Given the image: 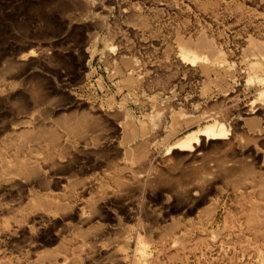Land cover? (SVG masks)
I'll return each mask as SVG.
<instances>
[{"label": "bare ground", "instance_id": "6f19581e", "mask_svg": "<svg viewBox=\"0 0 264 264\" xmlns=\"http://www.w3.org/2000/svg\"><path fill=\"white\" fill-rule=\"evenodd\" d=\"M3 1V0H2ZM1 1V2H2ZM20 1V0H18ZM24 1V0H23ZM99 1V0H98ZM129 1V0H128ZM131 1V0H130ZM149 2H152L154 0H148ZM146 1V2H148ZM158 3L159 2H163L165 3L164 6H167V2L166 0H157ZM156 1V2H157ZM175 1H178V0H175ZM187 1V0H186ZM189 1V0H188ZM202 1V0H201ZM200 1V3H202ZM214 1V0H213ZM250 1V0H248ZM248 1H246L245 3H247ZM17 2V1H16ZM36 1H34L35 3ZM38 2V1H37ZM43 2L40 1V3ZM50 2V1H49ZM55 2V1H54ZM57 3L55 4H63V6L65 5L66 8L70 9L71 10H80L81 11H89V10H94V9H97L98 7L96 6V4L94 3L93 0H57L56 1ZM106 2V0H105ZM136 2H138L136 0ZM141 2V1H140ZM192 2V1H191ZM206 2V1H205ZM219 0L216 2L218 4ZM242 2V1H240ZM244 2V0H243ZM252 2V1H251ZM255 2H259V1H255ZM264 3V0L262 1ZM11 3V2H9ZM21 3V6H22V2ZM19 3V4H20ZM24 4L26 2H23ZM27 3L28 0H27ZM46 2H44V5H45ZM52 3V1H51ZM120 3V2H119ZM125 3V1H124ZM128 3V2H126ZM132 3V2H131ZM203 3H204V0H203ZM208 3H210V1H208ZM207 3V4H208ZM215 3V4H216ZM220 3V2H219ZM223 3V2H222ZM221 3V4H222ZM6 4V2H5ZM16 4V3H15ZM38 4V3H37ZM117 4V3H116ZM143 4V2H142ZM150 4V3H149ZM179 4V3H178ZM191 4V3H190ZM195 4V3H194ZM193 4V6H194ZM213 5V3H211ZM210 4V5H211ZM231 4V3H229ZM240 4V3H239ZM237 4L238 6H241ZM255 4V3H254ZM253 4V5H254ZM3 5H4V2H3ZM17 5V4H16ZM40 5V4H39ZM105 5V4H104ZM119 5V4H118ZM128 5V4H127ZM130 5V3H129ZM176 5V3H175ZM198 5V3H197ZM204 5V4H203ZM210 5L208 7H210ZM223 5V4H222ZM249 5V4H248ZM260 5V4H259ZM1 6V5H0ZM28 7V5H26ZM38 6V5H37ZM51 6V4H50ZM58 6V5H57ZM62 6V5H61ZM107 6V5H106ZM124 6V4H123ZM137 6L138 4L134 2L133 6L131 7V9L129 11L125 10L124 13L125 14H128V15H125V16H130L131 17V20H132V24L134 25L133 27L135 28H145L148 26L147 23H149L147 21L146 23V20H144L142 17H140V13L137 11ZM221 6V5H220ZM246 6V5H245ZM5 7V6H2V8ZM9 7V5H8ZM8 7H6V9H8ZM17 7V6H16ZM36 7V5H34V8ZM41 7V6H40ZM43 7V6H42ZM52 7V6H51ZM99 7L101 8L102 6L99 5ZM108 7V6H107ZM119 7V6H118ZM127 7V6H125ZM231 7V6H230ZM237 7V6H236ZM248 7V6H247ZM15 8V7H14ZM26 8V7H25ZM25 8L23 10H25ZM30 8V7H29ZM29 8H26V9H29ZM44 8V7H43ZM49 8V7H48ZM65 8V9H66ZM99 8V9H100ZM124 8V7H123ZM161 8V7H160ZM180 8V7H179ZM215 8V7H213ZM221 8V7H220ZM251 8V7H250ZM249 8V10H250ZM264 8V7H262ZM1 9V8H0ZM32 9V8H31ZM54 9V8H53ZM64 9V10H65ZM105 9V8H104ZM103 9V10H104ZM118 9V8H117ZM121 9V8H120ZM119 9V10H120ZM197 9V8H196ZM200 9V8H199ZM212 9V8H211ZM210 9V10H211ZM228 9V7H227ZM233 9V8H232ZM239 9V8H236L235 11ZM257 9V8H256ZM9 10V9H8ZM45 11V9H43ZM57 10V9H56ZM101 10V9H100ZM99 10V11H100ZM107 10V9H106ZM145 10V9H144ZM213 10V9H212ZM220 10V9H219ZM226 10V9H225ZM253 10V9H252ZM251 10V11H252ZM16 11V10H15ZM18 11V10H17ZM29 11V10H28ZM41 11V10H40ZM38 11V12H40ZM50 11V8L49 10ZM55 11V10H53ZM69 11V10H67ZM109 12V10H107ZM197 11V10H196ZM204 11H207V10H204ZM209 11V10H208ZM218 11V10H217ZM227 11V10H226ZM229 11H232V10H229ZM228 11V13H229ZM239 11V10H238ZM249 12L250 13H254V12ZM253 11H257V10H253ZM3 12V11H2ZM19 12V11H18ZM72 12V11H70ZM69 12V13H70ZM82 12V13H83ZM104 12V11H103ZM106 12V11H105ZM198 13H200V11H197ZM220 12V11H219ZM233 12V11H232ZM240 12V11H239ZM243 12V11H242ZM7 13V11H6ZM12 13V12H11ZM31 13H34V12H31ZM37 13V12H36ZM36 13H34L35 15H37ZM53 13V12H52ZM87 13V12H86ZM148 13V12H147ZM202 13V12H201ZM200 13V14H201ZM227 13V14H228ZM231 13V12H230ZM229 13V14H230ZM237 13V12H236ZM248 13V11H247ZM262 13V12H261ZM2 14V13H1ZM8 14V13H7ZM27 14V13H26ZM30 13H28L29 15ZM57 14V13H56ZM89 14V13H88ZM96 14V13H95ZM94 14V15H95ZM104 14V13H103ZM163 14V13H162ZM161 14V15H162ZM168 14V12H167ZM216 14V13H215ZM226 14V13H225ZM240 14V13H239ZM248 14V16H250ZM5 15V14H4ZM9 15V18L11 17L10 14ZM52 15V14H51ZM66 15V13H65ZM76 15V14H75ZM79 15V14H78ZM77 15V16H78ZM93 15V13L91 14ZM102 15V14H100ZM106 15V14H104ZM120 15V14H119ZM142 15V14H141ZM170 15V14H169ZM175 15V14H174ZM223 15V14H221ZM234 15H237V14H234ZM255 15V13H254ZM263 15V14H261ZM3 16V15H2ZM20 16V15H18ZM22 16V15H21ZM19 19H22L24 16H26L25 14L22 16V18ZM31 16V15H30ZM49 16V15H48ZM55 16V15H54ZM62 16V15H60ZM69 16V15H68ZM73 16V15H72ZM71 16V17H72ZM86 16V15H85ZM88 16V15H87ZM96 16V15H95ZM148 15H146V18ZM176 16V15H175ZM202 16V15H201ZM207 16V15H206ZM210 16V14H209ZM225 16V15H224ZM231 16V15H230ZM240 16V15H239ZM238 16V17H239ZM243 16H245L243 14ZM1 17V16H0ZM6 17V16H5ZM13 17H16V16H13ZM37 17V16H35ZM39 17V15H38ZM41 17V15H40ZM44 17L47 18V16L44 15ZM50 17V16H49ZM57 17V16H56ZM55 17V18H56ZM69 16V18H71ZM93 17V16H92ZM117 17V16H116ZM115 17V18H116ZM122 17V16H121ZM145 17V16H144ZM183 17V16H182ZM203 17V16H202ZM220 17V16H219ZM229 17V16H228ZM232 17V16H231ZM260 17V15H259ZM2 18V17H1ZM8 18V17H7ZM18 19V17H16ZM58 18V17H57ZM64 18V17H63ZM75 18V17H74ZM72 18V19H74ZM85 18V17H84ZM109 18V17H108ZM113 18V17H112ZM124 18V17H123ZM126 18V17H125ZM165 18V17H164ZM168 18L171 19V17L169 16ZM176 18V17H175ZM199 18V17H198ZM230 18V17H229ZM228 18V19H229ZM250 18V17H248ZM253 19V16L251 17ZM250 18V19H251ZM264 18V16L262 17ZM4 19V18H3ZM28 19V18H27ZM34 19V18H33ZM38 19V18H37ZM48 19V18H47ZM62 19V18H61ZM65 19V18H64ZM62 19V20H64ZM80 21H83V17L82 18H78ZM96 19V18H95ZM104 19V18H102ZM107 19V18H106ZM118 19V17H117ZM121 19V18H120ZM149 19V18H148ZM169 19V20H170ZM174 19V17H173ZM203 19V18H202ZM210 19V18H208ZM221 19H224V18H221ZM220 19V20H221ZM232 19V18H231ZM239 19V18H238ZM244 19V18H243ZM247 19V18H246ZM251 19V20H252ZM5 20V19H4ZM31 20V19H30ZM39 20V19H38ZM42 20V19H41ZM44 20V19H43ZM42 20V22H43ZM59 20V18H58ZM69 20V19H68ZM87 20V19H86ZM90 20V19H89ZM112 20V19H111ZM119 20V19H118ZM126 20V19H124ZM123 20V21H124ZM156 20V19H155ZM166 20V19H165ZM164 20V22H165ZM183 20V19H182ZM186 20V19H185ZM197 20V19H196ZM199 20V19H198ZM205 20V19H203ZM234 20V19H233ZM236 20V19H235ZM234 20V21H235ZM240 20V19H239ZM241 20H242V17H241ZM240 20V22H241ZM248 20V19H247ZM246 20V23L248 24ZM263 20V19H262ZM9 21V20H8ZM11 21V20H10ZM9 21V22H10ZM28 21V20H27ZM37 21V20H36ZM35 21V22H36ZM51 21H52V18H51ZM57 21V20H56ZM73 20H71L72 22ZM75 21V20H74ZM79 21V22H80ZM102 21V20H101ZM107 21V20H106ZM113 21V20H112ZM129 21V20H128ZM168 21V20H167ZM175 21V20H174ZM173 21V22H174ZM215 21V20H214ZM223 21V20H222ZM230 21V20H228ZM237 21V20H236ZM255 21V20H253ZM252 21V22H253ZM260 21V20H259ZM258 21V22H259ZM6 22V21H5ZM15 22V21H14ZM17 22V21H16ZM25 22V20L23 21ZM29 22V21H28ZM26 22V23H28ZM34 22V20H33ZM38 22V21H37ZM45 22H46V19H45ZM65 22L67 21H64V24ZM77 22V21H76ZM84 22V21H83ZM90 22V21H89ZM104 22V21H103ZM102 22V23H103ZM110 22V21H109ZM130 22V21H129ZM181 22V21H180ZM195 22V21H194ZM200 22V20H199ZM198 22V23H199ZM207 22V21H205ZM212 22V21H211ZM218 22V21H217ZM220 22V21H219ZM218 22V23H219ZM226 23V21H224ZM245 23V21H243ZM242 22V23H243ZM257 22V21H256ZM4 23V22H3ZM2 23V24H3ZM7 23V22H6ZM5 23V24H6ZM19 23H22V22H19ZM31 23V22H30ZM40 23V22H39ZM50 22L48 21V24ZM55 22H53L54 24ZM61 23V22H60ZM69 23V22H68ZM78 23V22H77ZM82 23V22H81ZM98 23V22H97ZM101 22H99L98 25H100ZM106 23V22H105ZM151 23V22H150ZM153 23V22H152ZM157 23H160V22H157ZM167 23V22H166ZM168 23H171L170 21ZM177 23V22H176ZM179 23V21H178ZM197 23V22H196ZM197 23V24H198ZM201 23V22H200ZM209 23V22H208ZM216 23V22H214ZM13 24V23H12ZM18 24V23H17ZM25 24V23H24ZM35 24V23H34ZM33 24V25H34ZM87 24V23H86ZM117 24V23H115ZM123 24V23H122ZM125 24V23H124ZM128 24V23H127ZM161 24V23H160ZM165 24V23H164ZM185 24V23H184ZM187 24V23H186ZM191 24V23H190ZM224 24V23H223ZM231 24V23H230ZM256 24V23H255ZM253 24V26L255 25ZM262 24V23H261ZM20 25V24H19ZM22 25V24H21ZM26 25V24H25ZM28 25V24H27ZM26 25V26H27ZM31 25V24H30ZM32 25V26H33ZM47 24L44 25V27L46 26ZM58 25H61V24H56V27ZM63 25V24H62ZM69 25V24H68ZM80 25V24H79ZM97 25V26H98ZM163 25V24H162ZM165 25H168V24H165ZM164 25V26H165ZM169 25H172L169 24ZM178 25V24H177ZM183 25V24H182ZM203 25V24H202ZM207 25V24H206ZM227 25V24H226ZM241 25V24H240ZM251 25V24H250ZM257 25V24H256ZM2 26V25H1ZM7 26V25H6ZM15 26V25H14ZM29 26V25H28ZM35 26V25H34ZM53 26V25H52ZM51 26V27H52ZM84 26V25H83ZM87 26V25H85ZM84 26V27H85ZM89 26V24H88ZM104 26V25H103ZM113 26H114V23H113ZM124 26V25H123ZM153 26V25H151ZM157 26V25H156ZM179 26V25H178ZM197 26V25H196ZM205 26V25H204ZM233 26V24H232ZM246 26V25H245ZM260 26V25H258ZM25 27V26H24ZM30 27V26H29ZM43 27V28H44ZM47 27V26H46ZM59 27V26H58ZM78 27V26H77ZM75 26V28H77ZM82 27V26H81ZM81 27H80V31H81ZM83 27V28H84ZM95 27V26H94ZM122 27V26H121ZM127 27V26H126ZM160 27V26H159ZM162 27V26H161ZM166 27V26H165ZM173 27V26H171ZM181 27V26H180ZM198 27V26H197ZM211 27V25H210ZM228 27V26H227ZM235 27V26H234ZM243 27V26H242ZM247 27V26H246ZM3 28V26H2ZM34 28V27H33ZM36 28V26H35ZM49 28V26H48ZM54 28V27H53ZM52 28V29H53ZM70 28V27H69ZM74 28V27H73ZM93 27H91L92 29ZM98 28V27H97ZM112 28V26H110V29ZM155 28V27H154ZM163 28V27H162ZM174 28V27H173ZM207 28V27H206ZM212 28V27H211ZM239 28V27H238ZM250 28V27H249ZM261 28V27H260ZM19 29V28H17ZM26 29V27H25ZM38 29H42V27L40 28L38 26ZM37 29V30H38ZM47 29V28H46ZM59 29V28H58ZM99 29V28H98ZM102 29V27H101ZM122 29V28H120ZM129 29V28H128ZM161 29V28H159ZM171 29V28H170ZM181 29V28H180ZM196 29V27H195ZM207 29H210V28H207ZM207 29H204V30H207ZM222 29V28H221ZM232 29V28H231ZM229 29V31L231 30ZM234 29V28H233ZM242 29V28H241ZM240 29V32L243 30ZM243 29H245L243 27ZM254 29H257V28H254ZM259 29V28H258ZM263 26H262V31H263ZM13 30V29H11ZM16 30V29H15ZM14 30V31H15ZM23 30V28H22ZM28 30V29H26ZM24 30V32L26 31ZM30 30V29H29ZM28 30V31H29ZM35 30V29H34ZM49 30H51L49 28ZM55 30V28H54ZM61 30V28H60ZM67 30V29H66ZM75 30V29H74ZM73 30V31H74ZM85 30V29H84ZM108 30V29H107ZM114 30V29H112ZM125 30V29H124ZM135 30V29H134ZM133 30V31H134ZM164 30V28H163ZM167 30V29H166ZM173 30V29H172ZM171 30V33L173 32ZM175 30V28H174ZM202 30V29H200ZM214 30V29H213ZM219 30V28H218ZM238 30V29H237ZM248 29L246 28V31ZM253 30V29H252ZM33 31V30H32ZM31 31V32H32ZM47 31V30H46ZM59 31V30H58ZM79 32V30H77ZM116 31V30H115ZM121 31V30H120ZM130 31V30H129ZM215 31V30H214ZM225 31V30H224ZM223 31V32H224ZM235 31V30H234ZM250 31V30H248ZM247 31V32H248ZM256 31V30H255ZM258 31V30H257ZM260 31V30H259ZM258 31V32H259ZM13 32V31H12ZM30 32V31H29ZM41 32V31H40ZM40 32H38L40 34ZM55 31H53L54 33ZM71 32V31H69ZM75 32V31H74ZM77 32V33H78ZM84 32V31H83ZM82 32V33H83ZM94 34H95V31H93ZM92 32V33H93ZM97 32V31H96ZM101 32V31H100ZM138 32V31H137ZM182 32V31H181ZM185 32V31H184ZM190 32V31H189ZM197 32H201L202 31H196ZM210 32H211V29H210ZM222 32V31H221ZM237 33H239L238 31H236ZM245 32V31H244ZM261 32V31H260ZM8 33V32H7ZM6 33V34H7ZM11 33V32H10ZM20 33V32H19ZM18 33V34H19ZM62 33V32H61ZM67 33V32H66ZM73 33V32H72ZM81 33V34H82ZM91 33V32H90ZM136 33V32H135ZM153 33V32H152ZM150 33V34H152ZM165 33V32H164ZM168 33V32H167ZM193 33V32H192ZM212 33V32H211ZM209 33V34H211ZM235 33V32H233ZM232 33V34H233ZM262 33V32H261ZM4 34V33H3ZM29 33L27 32V34L25 35L26 37L29 36L28 35ZM33 34V33H31ZM30 34V35H31ZM35 34L36 31H35ZM47 34V33H46ZM50 33H48L49 35ZM55 34H58V33H55ZM76 34V32H75ZM100 34V33H98ZM125 34H126V31H125ZM134 34V32H133ZM132 34V35H133ZM138 34V33H137ZM141 34V33H140ZM155 34V33H153ZM159 34V33H158ZM163 34V32H162ZM206 34V33H205ZM208 34V35H209ZM213 34V33H212ZM219 34V33H218ZM224 34V33H223ZM227 34V33H226ZM230 34V33H229ZM245 36H246V33H244ZM249 34H253V31L252 33H249ZM264 34V33H262ZM17 35V34H16ZM15 35V36H16ZM24 35V34H23ZM22 35V36H23ZM63 35V34H62ZM73 36V38L75 37V35L71 34ZM84 35V34H83ZM89 35V34H88ZM108 35V34H107ZM117 35V34H116ZM160 35V34H159ZM158 35V37H159ZM166 35V34H165ZM171 35V34H170ZM180 34H178L179 36ZM182 35V34H181ZM193 35V34H191ZM195 35V34H194ZM197 35V34H196ZM195 35V36H196ZM234 35V34H233ZM243 35V34H242ZM21 36V37H22ZM38 36V35H37ZM43 36V34H42ZM40 36V38L42 37ZM51 36V35H50ZM55 36V35H53ZM56 36H59V35H56ZM68 36V35H67ZM70 36V35H69ZM81 36V35H80ZM113 36V34H112ZM115 36V34H114ZM118 36V35H117ZM119 36H121L119 34ZM137 36V35H136ZM155 36H157L155 34ZM164 36V35H163ZM168 36V35H167ZM185 36V35H183ZM189 36V35H188ZM187 36V37H188ZM203 36V35H202ZM206 36V35H205ZM213 36H215L213 34ZM218 36V35H217ZM220 36V35H219ZM222 36V34H221ZM227 36V35H226ZM236 37V35H234ZM257 36V35H256ZM261 36V35H260ZM26 37H23L26 39ZM31 37V36H30ZM28 37V38H30ZM62 37V36H61ZM66 37V36H65ZM64 37V38H65ZM88 37V36H87ZM86 37V38H87ZM93 37V36H91ZM111 37V36H110ZM116 37V36H115ZM114 37V38H115ZM126 37V35H125ZM135 37V36H134ZM157 37V39H159ZM166 37V36H165ZM182 37V36H181ZM180 37V38H181ZM186 37V36H185ZM186 37V38H187ZM208 37V36H207ZM212 37V35H211ZM228 37V36H227ZM240 37V36H239ZM242 37V36H241ZM249 37V36H248ZM258 37V36H257ZM263 37V36H262ZM260 37V38H262ZM16 38V37H15ZM33 38V37H32ZM36 38V37H35ZM38 38V37H37ZM50 38V37H49ZM76 38V37H75ZM79 38V37H77ZM76 38V39H77ZM82 38V37H80ZM98 38V37H96ZM112 38V37H111ZM109 38V39H111ZM121 38V37H120ZM145 38V37H144ZM191 38V36H190ZM210 38V37H209ZM215 38V37H214ZM234 38V37H232ZM237 38V37H236ZM235 38V39H236ZM251 38V36H250ZM256 38V37H255ZM254 38V39H255ZM259 38V37H258ZM18 39V38H17ZM16 39V40H17ZM44 39V38H42ZM42 39H40L42 41ZM53 39V38H52ZM56 39V38H55ZM54 39V40H55ZM60 39V38H59ZM67 40L65 41H68V38H66ZM100 39V38H99ZM131 39V38H130ZM133 39V38H132ZM140 39V38H139ZM169 39V38H167ZM192 39V38H191ZM194 39V38H193ZM192 39V41H193ZM208 39V38H206ZM213 39V38H211ZM219 39V38H218ZM229 39V38H228ZM36 40V39H35ZM49 40V39H48ZM61 40V39H60ZM72 40V39H71ZM69 40V41H71ZM75 40V39H74ZM80 40V39H79ZM101 40V39H100ZM118 40V39H117ZM142 40V39H141ZM175 40V38H174ZM184 40V39H183ZM196 40V39H195ZM198 40V39H197ZM196 40V41H197ZM205 40V38H204ZM217 41V39H215ZM213 40V41H215ZM233 40V39H231ZM240 40V39H239ZM247 40V39H246ZM250 40V39H248ZM23 41V40H21ZM19 40V42H21ZM29 41V40H28ZM27 41V42H28ZM47 41V39H46ZM50 41V40H49ZM78 41V40H76ZM74 41V42H76ZM99 41V40H98ZM106 41V40H105ZM109 41V40H108ZM114 41V40H113ZM120 41V40H119ZM129 41V40H128ZM131 41V40H130ZM140 41V40H139ZM150 41V40H149ZM154 41V40H153ZM165 41V40H164ZM170 41V40H169ZM182 41V40H181ZM194 41V42H196ZM211 41V40H210ZM219 41V40H218ZM224 41V40H223ZM229 41V40H228ZM227 41V43H228ZM236 41V40H235ZM256 41V40H254ZM30 42V41H29ZM36 42V41H35ZM48 42V41H47ZM54 42V41H53ZM61 42V41H60ZM59 42V43H60ZM72 42V41H71ZM82 42V40H81ZM87 43V41H85ZM89 42V41H88ZM97 42V41H96ZM115 42V41H114ZM142 42V41H141ZM159 42V41H157ZM161 42V41H160ZM176 42V41H175ZM190 42V41H189ZM207 42V40H206ZM204 41H200V42H196V43H188L186 41H183L182 43H177L178 44V54H179V58L181 60V62L183 63V65L185 67H191V68H194V67H197L195 66L196 63H198L199 65H201V72L199 73L197 71V74L199 75L198 77L202 78V79H206L205 81H210L211 84H213L215 86V92L217 93V96L220 97V100L213 105V108L210 109L208 111L207 109V112H203L202 115L200 116H196L194 114H192L190 111L189 114H191V116H189V114H187L186 116H184V118L182 119L184 121V124L182 125V127H184L185 129H188L187 132L185 133H181L180 135L176 136L175 138H168V134H166V136H168L167 138V142L165 141V144L163 142V147L165 146V151H166V156L165 157H168L167 160L165 158L166 161L163 162V164L165 163V167L167 169L170 170H175L178 169V168H181L183 169L184 171L183 172V175L181 176H184V177H191L192 179L191 180H188L189 182H187L185 180V178L183 179L184 181H186V186L185 188H182L180 190V199H181V210H184L183 212L186 214V217L187 216H192V214H195L197 213V211L201 208V206H205L206 208V205L207 203H209L207 205V208L205 210V214L204 215V219L202 218V220L200 222L202 223H199L197 222V220H194L197 222L194 223V222H187L184 218L181 219V220H178L177 217H174V219H172L170 217V214L166 213L165 214L163 213V216H164V222L167 223L168 225L166 227H164L163 229V232L161 231L160 235L155 233V235H158V237L155 239L157 243L161 244V245H164V246H168V247H173L175 249H184L187 245V243H189L192 239L194 240V237L196 235H199L201 232L202 234H206V236L208 235V232H210V230L214 228V225L215 223L217 222V218H218V211H219V206L217 204H215L211 199L208 198V195H210L213 190H216L219 186L217 184V187H216V182L214 181L216 178V176H214V173L216 174H225V175H228L229 177H232L233 179L235 178L236 180V184L238 185H241L242 186L244 185V190H248V191H252V189H254L256 187V184L255 182L257 183L258 186L262 187L261 185L264 184V174H263V171L262 173L258 172L256 173V171H253L252 173V169L254 170V168L258 167V166H255L253 168V164H251L252 166V169H251V166L250 165H247L245 162V159H243L245 162L243 163L242 161H239V162H236L237 161V156L236 155H243V154H246V152L248 151V149H251L252 146H258L260 143L264 145V76L260 75V73L258 74V70H262L264 71V51L260 48H258L259 52L261 53V59H262V63H259L258 60H255V62H252V63H249L248 64V70L251 72V73H255V75L251 74V73H247V74H234L230 69L226 68L224 66V63H225V60L224 58H222V56L220 55L219 52H217L216 50H214V48L206 43ZM209 42V41H208ZM212 42V41H211ZM37 43V42H36ZM44 43V41H43ZM49 43V42H48ZM55 43V42H54ZM67 43V42H66ZM69 43V42H68ZM80 43V42H79ZM90 43V42H89ZM88 43V44H89ZM118 43V42H117ZM132 43V42H131ZM139 43V42H138ZM216 43V42H215ZM222 43V42H221ZM220 43V44H221ZM235 43V42H234ZM239 43V42H238ZM243 43V42H242ZM247 43V42H246ZM30 44V43H29ZM33 44V43H32ZM78 44V43H77ZM106 44V43H105ZM122 44V43H120ZM134 44V43H133ZM136 44V43H135ZM141 44V43H139ZM137 44V45H139ZM168 44V43H166ZM171 44V43H170ZM226 44V43H225ZM224 44V45H225ZM237 44V43H236ZM259 44V43H258ZM264 43H262L263 45ZM15 45V44H14ZM20 46V44H18ZM17 45V46H18ZM46 46L47 43L45 44ZM53 45V44H52ZM51 45V46H52ZM62 45V43H61ZM66 45V44H65ZM79 45V44H78ZM87 45V44H86ZM85 45V46H86ZM94 45V44H93ZM147 45V44H146ZM159 45V44H158ZM174 45V43H173ZM217 45V43H216ZM227 45V44H226ZM239 46V44H237ZM250 45V44H249ZM16 46V47H17ZM22 46V45H21ZM24 48L27 52V49L30 48V46H25V43L23 45ZM34 46V45H33ZM37 46V45H35ZM42 46V45H41ZM44 46V45H43ZM45 46V47H46ZM50 46V47H51ZM57 46V45H56ZM57 49H59L60 47H56ZM60 46V45H59ZM68 46V44H67ZM66 46V47H67ZM76 46V45H75ZM81 46V45H80ZM80 46H76V47H80ZM100 46V45H99ZM128 46V45H127ZM140 46V45H139ZM148 46V45H147ZM155 46V45H153ZM217 46H220V45H217ZM222 46V45H221ZM232 46V44H231ZM236 46V45H234ZM248 46V45H247ZM39 47V46H38ZM64 47V46H63ZM88 47V46H87ZM93 47V46H92ZM101 47V46H100ZM116 48V46H114ZM135 47V46H134ZM142 47V46H141ZM226 47V46H225ZM245 47V46H244ZM21 48V49H22ZM49 48V46H48ZM52 47V49H55ZM73 48V47H72ZM103 48V47H102ZM106 48L109 49V51H112L113 52V47L109 44V45H106ZM122 48V47H121ZM128 48V47H127ZM131 48V47H129ZM133 48V46H132ZM144 48V47H143ZM222 48V47H220ZM224 48V47H223ZM227 48V47H226ZM231 48V47H230ZM243 48V46H242ZM263 48V46H262ZM19 49V48H18ZM20 49V50H21ZM50 49V48H49ZM62 49V48H61ZM67 49V48H66ZM76 49V48H75ZM81 48H79L80 50ZM125 49V48H124ZM139 49V48H138ZM151 49V48H150ZM155 49V48H153ZM160 49V48H159ZM158 49V50H159ZM235 49V48H234ZM237 49V47H236ZM35 50V49H34ZM42 50V49H41ZM43 50L44 47H43ZM42 50V51H43ZM86 50V49H84ZM93 50V49H91ZM121 50V49H120ZM131 50V49H130ZM144 51V49H142ZM146 50V49H145ZM166 50V49H165ZM170 50V49H169ZM169 50L167 52H169ZM23 51V50H22ZM39 51V50H38ZM49 51V50H48ZM55 51V50H54ZM57 51V50H56ZM67 51V50H66ZM103 51V50H102ZM101 51V53H102ZM128 51V49H127ZM134 51V50H133ZM136 51V50H135ZM134 51V52H135ZM173 51V50H172ZM232 51V50H230ZM234 51V50H233ZM232 51V52H233ZM239 51V50H238ZM243 51V50H242ZM242 51H240V55H242ZM248 51V49H247ZM50 52V51H49ZM52 52V51H51ZM60 52H62L60 50ZM59 52V53H60ZM65 52V51H64ZM86 52V51H84ZM129 52V51H128ZM127 52V53H128ZM142 52V51H141ZM145 52V51H144ZM155 52V51H154ZM176 52V51H175ZM221 52V51H220ZM224 52V51H223ZM17 53V52H16ZM39 53V52H38ZM41 53H45V52H41ZM55 53V52H54ZM66 53V52H65ZM64 53V54H65ZM83 53V52H82ZM131 53V52H130ZM149 53V52H148ZM152 53V52H151ZM156 53V52H155ZM230 53V52H229ZM19 54V53H18ZM17 54V55H18ZM47 54V52H46ZM50 54V53H49ZM63 54V55H64ZM68 54V53H67ZM71 54H73L71 52ZM70 54V55H71ZM75 54V53H74ZM80 54V53H79ZM85 54V53H84ZM105 53L103 52L101 55H104ZM169 54V53H168ZM236 54H237V50H236ZM235 54V55H236ZM250 54V53H249ZM11 55V54H10ZM42 56V54H40ZM53 55H57V54H53ZM59 55V54H58ZM62 55V56H63ZM82 55V54H80ZM86 55V54H85ZM92 55V54H91ZM158 55V54H156ZM161 55V54H160ZM163 55V54H162ZM170 55V54H169ZM176 55V54H175ZM230 55V54H228ZM245 55V54H244ZM6 56V55H5ZM39 56V55H38ZM40 56V57H41ZM49 56V55H48ZM52 56V55H51ZM50 56V57H51ZM61 56V58H62ZM69 56V54H68ZM84 56V55H83ZM94 56V55H93ZM108 56V55H107ZM116 56V55H115ZM153 56V55H152ZM227 56V55H226ZM232 56V55H231ZM237 56V55H236ZM254 57H256L255 55H253ZM7 57V56H6ZM17 57V56H15ZM36 57V56H35ZM43 57V56H42ZM41 57V58H42ZM45 57V56H44ZM59 57V56H57ZM70 57V56H69ZM75 56H73L74 58ZM85 57V56H84ZM105 57V56H104ZM143 57H145L143 55ZM147 57V56H146ZM163 57V56H161ZM169 57V56H168ZM224 57V55H223ZM258 57V56H257ZM8 58V57H7ZM14 58V57H13ZM32 58V61L34 60V51H28L27 54H23L20 58H19V63L18 65H21V70L20 72L18 71L19 69H17L18 67L17 66H12V65H8L9 68L6 70V72H2L0 71V81L4 80V78L8 77V75L16 72L18 75L20 74L21 75H29V72H31L29 69H30V64H27V61L29 59ZM47 59V57H45ZM49 58V57H48ZM54 58V57H53ZM65 58V56L63 57ZM68 57L66 56V59ZM78 58V57H77ZM80 58V56H79ZM78 58V59H79ZM83 58V57H82ZM93 58V57H92ZM108 58V57H106ZM153 58V57H152ZM156 58V57H155ZM158 58V57H157ZM230 58V56L228 57ZM234 58V57H233ZM242 58V57H241ZM259 58V57H258ZM6 59V58H5ZM12 59V57H11ZM10 59V60H11ZM15 59V58H14ZM78 59H75L76 61ZM91 59V58H90ZM100 59V58H99ZM109 59V58H108ZM107 59V60H108ZM144 59H147V58H144ZM162 59V58H161ZM174 59V58H173ZM235 59V58H234ZM13 60V59H12ZM37 60V59H35ZM45 60V59H43ZM48 60V59H47ZM46 60V61H47ZM51 58L48 60V62H50ZM56 60V59H55ZM59 60V59H58ZM57 60V61H58ZM63 60V59H61ZM60 60V62H62ZM71 60H74V59H71ZM106 60V59H104ZM106 60V61H107ZM176 60V59H175ZM174 60V61H175ZM227 60V59H226ZM231 60V59H230ZM236 60V59H235ZM238 60V59H237ZM7 61V59H6ZM15 61V60H14ZM16 61V63H18ZM38 61V60H37ZM65 60H63L64 62ZM67 61H70V59H68ZM81 61V60H80ZM92 60H90L91 62ZM105 61V62H106ZM152 61V60H151ZM155 61V60H154ZM165 61V60H164ZM167 61H169L167 59ZM173 61V60H172ZM245 61V60H244ZM2 62V61H1ZM5 62V60H4ZM8 62V61H7ZM31 62V61H29ZM71 62V61H70ZM103 62V61H102ZM109 62V61H108ZM232 62V61H231ZM236 62V61H235ZM10 63V61H9ZM7 63V64H9ZM13 63V62H12ZM45 63V62H44ZM42 63V64H44ZM53 63V62H51ZM59 63V62H58ZM72 63V62H71ZM79 63V62H78ZM165 63V62H163ZM171 63V62H169ZM178 63V62H177ZM229 63V62H228ZM237 63V62H236ZM0 64H3L0 63ZM6 64V62H5ZM4 64V65H5ZM11 64V63H10ZM33 64V63H32ZM50 64V63H49ZM62 64V63H61ZM70 64V63H69ZM80 64V63H79ZM82 64V63H81ZM122 64V63H121ZM246 64V62H245ZM46 64H44L43 66H45ZM51 65V64H50ZM63 65V64H62ZM65 65V63H64ZM76 65V64H75ZM74 65V67H76ZM86 65V64H85ZM109 65H110V62H109ZM174 65V64H173ZM233 65V64H232ZM236 65V64H234ZM11 66V67H10ZM38 66V65H37ZM40 66H42L40 64ZM54 66V65H53ZM61 66V65H60ZM60 66L58 68H60ZM129 66V65H128ZM127 66V67H128ZM133 66V65H132ZM159 66V65H158ZM162 66V65H161ZM170 66V65H169ZM5 68L7 67L4 66ZM3 67V69H4ZM47 68V66H45ZM52 67V66H51ZM65 67V66H64ZM68 67V66H67ZM73 67V66H72ZM90 67V66H89ZM106 67V66H105ZM123 67V66H122ZM164 67V66H163ZM1 68V67H0ZM46 68H42L41 69H46ZM53 68V67H52ZM50 68L52 71L54 69ZM57 68V69H58ZM62 68V67H61ZM70 68V66L68 67ZM67 68V69H68ZM101 68V67H100ZM160 68V67H159ZM170 68V67H169ZM36 69V68H35ZM49 69V66L48 68ZM57 69H55V71H57ZM74 69V68H73ZM69 70L72 72V70ZM76 69V68H75ZM81 69V67H80ZM99 69V68H98ZM126 69V68H125ZM130 69V68H129ZM145 69V68H144ZM143 69V70H144ZM164 69V68H163ZM176 69V68H175ZM184 69V68H183ZM5 70V69H4ZM38 70V69H37ZM62 71V69H59ZM67 70V71H68ZM85 70V69H83ZM133 70V69H132ZM135 70V69H134ZM158 70V69H156ZM179 70V68H178ZM187 70V68H186ZM196 70V69H195ZM242 70V69H241ZM29 71V72H28ZM34 71V70H33ZM43 71V70H42ZM49 71V70H48ZM51 71V72H52ZM55 71H53L52 73H54ZM74 71V70H73ZM79 71V69H78ZM86 71V70H85ZM153 71V70H152ZM155 71V70H154ZM171 71V70H169ZM177 71V69H176ZM175 71V72H176ZM188 71V70H187ZM189 71H191V69H189ZM36 72V71H35ZM40 72V71H39ZM44 72V71H43ZM58 72V71H57ZM65 72V71H63ZM89 72V71H87ZM93 72V71H92ZM237 72V69L236 71ZM242 73L244 71H241ZM15 73V75H17ZM59 73V72H58ZM66 73V72H65ZM64 73V74H65ZM83 73V72H82ZM94 73V72H93ZM153 73V72H152ZM161 73V72H160ZM163 73V72H162ZM196 73V72H195ZM34 74V72L32 73ZM37 74V73H36ZM35 74V75H36ZM74 74H76L74 72ZM80 74V73H79ZM102 73H100L101 75ZM159 74V73H158ZM166 74V73H165ZM168 74H170L168 72ZM167 74V75H168ZM31 75V74H30ZM28 76L27 79L29 80L30 77L32 78V76ZM46 75H49L46 74ZM70 75V74H69ZM72 75V74H71ZM84 75V73H83ZM112 75V74H111ZM115 75V74H114ZM151 75V74H150ZM163 75V74H162ZM196 75V74H195ZM34 76V75H33ZM38 76V75H36ZM42 76V75H41ZM40 74H39V77H41ZM51 76V75H50ZM61 76V75H60ZM153 76V75H152ZM169 76V75H168ZM16 77V76H15ZM14 77V78H15ZM44 77V76H43ZM54 77V76H53ZM65 77V76H64ZM71 77V76H70ZM73 77V76H72ZM78 79L80 78L79 75H77ZM84 77V76H82ZM100 77V76H99ZM112 77V76H111ZM145 77V76H144ZM161 77V76H160ZM183 77V76H182ZM197 77V76H196ZM42 78V77H41ZM47 78V77H46ZM69 78V77H68ZM85 78V77H84ZM101 78V77H100ZM103 78V77H102ZM122 78V77H121ZM128 78V77H127ZM126 78V79H127ZM130 78V77H129ZM155 78V77H154ZM158 80L161 79V78H158L156 77ZM175 78V77H174ZM181 78V77H180ZM194 78V77H193ZM191 78V79H193ZM18 79V78H17ZM24 79V78H23ZM36 79H39V78H35ZM48 79H50L48 77ZM61 79V77H60ZM63 79V78H62ZM74 79V77L72 78V80ZM98 79V78H97ZM111 79V78H110ZM132 79L134 80V78L132 77ZM164 79H166L164 77ZM185 79V78H184ZM7 80V78H6ZM16 80V79H15ZM26 81V77L24 79ZM39 80H42V79H39ZM47 80V79H46ZM52 80V79H51ZM56 80V79H54ZM75 80V79H74ZM73 80V81H74ZM82 80V79H80ZM125 81V79H123ZM154 80V79H153ZM163 80V78H162ZM167 80H170L168 77H167ZM166 80V81H167ZM173 80V77L172 79ZM175 80V79H174ZM196 80V79H195ZM201 80V79H200ZM10 81V80H9ZM23 81V80H22ZM31 80H29L30 82ZM34 81V79L32 80ZM43 81V80H42ZM57 81V80H56ZM64 81V80H63ZM66 81V80H65ZM76 81V80H75ZM79 81V80H78ZM77 81V82H78ZM120 81V80H119ZM119 81H116L117 83ZM122 81V79H121ZM128 81V80H127ZM156 81V79H155ZM184 81V80H183ZM198 81V79H197ZM21 82V81H20ZM53 82V81H52ZM61 82V81H60ZM67 82V81H66ZM69 82V81H68ZM67 82V83H68ZM72 82V81H71ZM75 82V84L77 83ZM84 82V81H82ZM99 82V81H98ZM102 82V81H101ZM123 82V81H122ZM177 82V81H176ZM186 82V81H185ZM17 83V82H16ZM31 83V82H30ZM56 83V82H55ZM64 83V82H63ZM81 83V82H80ZM100 83V82H99ZM125 83V82H124ZM131 83V82H130ZM145 83V82H144ZM153 83V82H152ZM162 83V82H161ZM170 83V82H169ZM181 83V82H180ZM191 83V82H190ZM189 83V84H190ZM193 83V82H192ZM195 83V82H194ZM204 83V82H203ZM13 84V83H12ZM15 84V82H14ZM21 84V83H20ZM18 84V85H20ZM35 84V83H34ZM38 84V83H37ZM44 84V82H43ZM50 84V83H49ZM71 84V83H70ZM69 84V85H70ZM73 84V83H72ZM92 84V83H91ZM94 84V83H93ZM121 84V83H120ZM127 84V82H126ZM139 84V82H138ZM157 84V83H156ZM199 84V83H198ZM0 85H3L0 83ZM23 85V83H22ZM21 85V86H22ZM26 85V84H25ZM24 85V86H25ZM29 85V84H28ZM33 85V84H32ZM39 85L40 82H39ZM47 85V84H46ZM54 85V84H53ZM52 85V86H53ZM63 85V84H62ZM67 85V84H66ZM74 85V84H73ZM97 85H100V84H97ZM159 85V84H158ZM157 85V86H158ZM166 85V83H165ZM172 85V84H171ZM182 85V83H181ZM246 85V87L248 89H250V87H253L254 85L258 87V89L256 90L257 92V98L256 99H253L252 97L254 96H248V93H244V91L242 90V87ZM14 86V85H13ZM27 86V85H26ZM35 86H38L35 84ZM45 86V85H44ZM51 86V85H50ZM48 86V87H50ZM58 86V84H57ZM56 86V87H57ZM64 86V85H63ZM68 86V85H67ZM82 86V85H80ZM79 86V87H80ZM90 86V85H89ZM102 86V85H101ZM128 86V85H127ZM130 86V85H129ZM128 86V87H129ZM136 86V85H135ZM148 86V84H147ZM156 86V87H157ZM161 86V85H160ZM183 86V85H182ZM15 87V86H14ZM39 87V86H38ZM37 87V89H38ZM41 87V86H40ZM47 87V86H46ZM66 87V86H65ZM75 87V86H74ZM78 87V86H77ZM106 87V86H105ZM142 87V86H141ZM163 87V86H162ZM187 87V86H185ZM190 87V86H189ZM192 87V86H191ZM196 87V86H194ZM10 88V87H9ZM23 88V87H21ZM33 88V87H31ZM35 88V87H34ZM101 88V87H100ZM123 88V87H122ZM140 88V87H139ZM154 88V87H153ZM159 88V86H158ZM184 88V87H183ZM29 89V86L28 88ZM33 90L31 91L32 89L27 90L29 92H27L28 94L30 93L31 97L29 99H27L26 101H18L13 99L12 96L11 98L13 99V101H4L2 102L0 100V264H95V263H98L96 261H99L100 259H102L104 262H106V264H109V262H112L113 261V264L114 262L116 264H125V260L122 256H119L117 254V256L113 253V250H111L110 247L114 246L116 247L117 243H121L122 245H124L125 247L129 246V242L133 239H135V241L137 242V251H141L140 253H142L145 249V246L146 244L149 242H147L148 239H146L144 237V235H146L147 233H154L155 229L151 226V227H147V226H144L142 222V220L139 218V215H138V219H140L137 222L139 223H136V220L135 219H132L134 218L133 217V213L132 210L133 209H127V205H124L123 207L125 208L126 207V210H127V214L125 216V218H129L131 220H135V224H136V233H134V230L132 228H130L126 223L124 224L122 222V218L118 216V213L112 209V206L113 205H117L119 204V206L121 205L122 201H119L120 203H115V204H112L111 202V199L112 197L114 196V194H116V191L113 190V188H117V191L119 190V192H127V191H130V189H139V190H142L144 191V187L146 186H149L148 184H151L152 183H157L161 185V183H163L164 181L162 180L163 179V175L160 174L161 171H159L158 169V166L159 164L156 163V161H158L159 159L156 158L157 154H150L148 150H151L149 149L150 147V141L149 138L148 140L145 139V135L140 138V139H133L132 140V143L133 145L135 146V149H136V153H137V158H139V161L141 162V166H140V169H133L131 166H129L128 164H124L122 162H125V161H121L122 164H116L114 162H110L111 158L109 159V161H104L103 158H102V152L99 150V145L101 146V141L106 139L107 137L110 138L109 135H111L109 133V135L107 134L108 131H106V128L107 126H112V129H111V133L113 135H116V134H119V130H123V132H125V135L127 137L131 136L136 132V128L134 127V125L128 120V118L125 117V114H124V117L125 118H118L116 117V113L114 114H111L109 113H101L100 109H90L89 113L87 112V114H76L75 112H71L70 114L68 115H65L64 113H60V109L58 111L55 112V110L53 111H50V108L49 106H45L44 108H46L45 110L44 109H40V106L45 103L44 101L46 100H42L40 98L38 93L40 89L38 90ZM51 89V88H50ZM58 89V87H57ZM62 89V88H61ZM60 89V90H61ZM103 89V88H102ZM105 89V88H104ZM121 89V88H119ZM128 89V88H127ZM131 89V88H130ZM148 89V88H147ZM155 89V88H154ZM157 89V88H156ZM160 89V88H159ZM166 89V88H165ZM180 89V88H179ZM182 89V88H181ZM180 89V90H181ZM194 89V88H193ZM212 89V88H211ZM44 90V89H43ZM47 90V89H46ZM54 90V89H53ZM56 90V89H55ZM54 90V91H55ZM123 90V89H122ZM251 90V89H250ZM2 91V90H1ZM0 91V92H1ZM14 91V90H13ZM16 91V90H15ZM23 92H26V87H25V91L24 89L22 90ZM42 91V90H41ZM40 91V92H41ZM48 91H50L48 89ZM52 91V90H51ZM50 91V92H51ZM70 91V90H69ZM117 91V90H116ZM126 91V89H125ZM128 91V90H127ZM166 91V90H165ZM182 91V90H181ZM190 91V90H189ZM198 91V90H197ZM205 91V90H204ZM214 91V90H213ZM3 92V91H2ZM10 92V91H9ZM21 92V91H20ZM36 92V93H34ZM45 92V91H43ZM59 92V91H57ZM71 92V91H70ZM69 92V93H70ZM194 92V91H193ZM253 92V91H252ZM18 93V91H17ZM116 93V92H115ZM120 93V92H119ZM118 93V94H119ZM132 93V92H131ZM142 93V92H141ZM140 93V94H141ZM153 93V92H152ZM170 93V92H169ZM188 93V92H187ZM7 94V92H6ZM14 94V93H13ZM16 94V93H15ZM22 95V93H20ZM37 96H36V95ZM41 94V93H40ZM55 94V93H54ZM53 94V95H54ZM164 94V93H163ZM179 94V93H178ZM182 94V93H181ZM186 94V93H185ZM202 94H203V91H202ZM208 94V93H207ZM210 94V93H209ZM10 95V94H9ZM43 95V94H42ZM52 95V94H51ZM63 95V94H62ZM69 95V94H68ZM80 95V94H79ZM125 95V94H124ZM134 96V94H132ZM187 95V94H186ZM7 96V95H6ZM17 96V94H16ZM20 96V95H19ZM25 99V94L22 95ZM46 96V95H45ZM59 96V95H58ZM57 97L58 100H60L59 98ZM64 96V95H63ZM71 96H73L71 94ZM70 96V97H71ZM75 96V95H74ZM136 96V95H135ZM140 96V95H139ZM147 96V95H146ZM163 96V95H162ZM177 96V95H176ZM189 96V95H187ZM191 96V95H190ZM190 96H189V99H190ZM206 96V95H204ZM256 96V94H255ZM254 96V97H255ZM3 97V96H2ZM10 97V96H9ZM44 97V96H43ZM61 97V96H60ZM81 97V96H80ZM113 97V96H112ZM131 97V95L129 96ZM171 97V96H170ZM196 97V96H194ZM19 98V97H18ZM45 98V97H44ZM51 98V97H50ZM67 98V97H66ZM76 98V96H75ZM153 98V97H152ZM162 98V97H161ZM175 98V97H174ZM186 98V97H185ZM188 98V97H187ZM2 99V98H1ZM4 99V98H3ZM20 99V98H19ZM49 99V98H48ZM52 99V98H51ZM53 99H56L55 97ZM49 99V101H53ZM74 99V98H72ZM71 99V100H72ZM77 99V98H76ZM113 99V98H111ZM143 99H146V98H143ZM151 98H148V101L145 103V105L150 109V113H148L149 115V122H150V125L152 128H154V130L156 129L157 132H170V135L175 131V126L177 125L176 123L179 121L180 122V119L178 120V117L176 116V112H172L170 108L172 106L169 107V105H166V103L164 102H160L158 100H156V98L154 99H151ZM179 99V98H177ZM195 99V98H194ZM208 99V98H206ZM15 100V101H14ZM64 101L62 102H65V99L63 98ZM75 100V99H74ZM84 100V99H83ZM141 100V98L139 99ZM161 100V99H160ZM182 100V99H181ZM186 100V99H185ZM199 100V98H198ZM218 100V99H217ZM79 101V100H78ZM88 101V100H87ZM111 101V100H110ZM174 101V100H173ZM179 101V100H178ZM216 101V99H215ZM62 102H60L62 104ZM74 102V101H73ZM76 102V101H75ZM86 102V101H85ZM141 102V101H140ZM168 102V101H167ZM184 102V101H183ZM188 102V101H187ZM192 102V101H191ZM194 102V101H193ZM55 103V101H54ZM57 103V102H56ZM68 103V102H67ZM77 103V102H76ZM79 103V102H78ZM87 103V102H86ZM85 103V105H86ZM90 103V102H89ZM89 103L87 106H89ZM116 103V102H115ZM124 103V101H123ZM182 103V101H181ZM190 103V102H189ZM195 103V102H194ZM207 103V102H206ZM234 103H236V105H233ZM47 104L48 103V100H47ZM50 104H53L52 102ZM49 104V105H50ZM59 104V103H58ZM65 104V103H64ZM72 104V102H71ZM75 104V103H73ZM83 104V103H82ZM173 104V102H172ZM175 104V103H174ZM184 104V103H183ZM46 105V103L44 104ZM70 105V104H69ZM81 105V104H80ZM180 105V104H179ZM192 105V104H191ZM190 105V106H191ZM207 105V104H206ZM56 106V105H55ZM68 106V105H67ZM71 106V105H70ZM75 106H78V105H75ZM82 107L84 105H81ZM98 106V105H97ZM121 106V105H120ZM126 106V105H125ZM122 107L121 109L125 108ZM177 106V105H176ZM174 106V107H176ZM208 106V105H207ZM116 107V106H115ZM183 107V106H182ZM185 107V106H184ZM188 107V106H187ZM199 107V106H198ZM54 108V107H53ZM68 108V107H67ZM72 108V107H71ZM74 108V107H73ZM84 108V107H83ZM98 108V107H97ZM100 108V106H99ZM204 108V107H203ZM206 108V106H205ZM211 108V106H210ZM52 109V108H51ZM56 109V108H55ZM110 109V107H109ZM190 109V108H189ZM193 109V108H192ZM196 109V108H195ZM201 109V108H200ZM57 110V109H56ZM63 110V109H62ZM69 110V109H67ZM75 110H79V106H78V109H75ZM85 110V108H84ZM84 110H80L85 112ZM119 110V109H118ZM125 110V109H124ZM122 110V112L124 111ZM146 110V109H145ZM183 110V109H181ZM197 110V109H196ZM195 110V111H196ZM206 110V109H205ZM204 110V111H205ZM213 110V111H211ZM105 111V110H104ZM174 111V110H173ZM176 111V110H175ZM184 111H187V110H184ZM183 111V113H184ZM53 112V113H52ZM70 112V111H69ZM112 112V111H111ZM118 112V111H117ZM121 112V111H120ZM121 112V113H122ZM134 112V111H133ZM181 112V111H180ZM202 112V111H201ZM66 113V112H65ZM182 113V112H181ZM182 113V114H183ZM187 113V112H186ZM195 113V112H194ZM127 114V113H126ZM129 114V112H128ZM141 114V113H140ZM181 114V116H182ZM52 115V116H51ZM57 115V116H56ZM121 115V114H120ZM123 115V114H122ZM132 115V114H131ZM145 116V115H144ZM147 116V115H146ZM180 116V115H178ZM121 117V116H119ZM128 117V116H127ZM135 117V116H134ZM116 118L119 120H123V122H121L120 124H116L115 121L113 119L116 120ZM136 119V118H135ZM170 119L171 121H173V123L171 125L167 124L165 121ZM134 121V120H133ZM136 121V120H135ZM143 121H146V120H143ZM140 123V122H139ZM142 123V122H141ZM145 123H143L142 125H144ZM176 124V125H175ZM179 124V123H178ZM145 125H148V124H145ZM180 125V124H179ZM177 125V126H179ZM195 126L197 125V128L195 127V129H193L192 126ZM176 126V127H177ZM180 128V127H178ZM183 128V129H184ZM143 129V128H142ZM145 129V128H144ZM148 130V128H147ZM155 131V132H156ZM122 132V133H123ZM147 132V131H146ZM150 132V131H149ZM178 132V130H177ZM176 133V132H175ZM179 133V132H178ZM243 133V134H241ZM141 134V132H140ZM149 135V133L147 134ZM156 135V134H155ZM164 135V134H162ZM247 135L248 136V141L244 142V139H242V136H245ZM152 136V135H151ZM175 136V135H174ZM156 136H154L153 134V137L154 138ZM115 138V137H114ZM117 138V137H116ZM137 138V137H136ZM159 138V137H158ZM161 135H160V140L161 139ZM111 139V138H110ZM120 139V138H119ZM122 139V138H121ZM155 139V138H154ZM247 139V138H246ZM245 139V140H246ZM117 140V139H116ZM151 142H152V139H150ZM112 141V140H111ZM106 142V140H105ZM114 142V141H113ZM116 142V141H115ZM158 142V140H157ZM108 145H109V142H107ZM103 144V142H102ZM118 144V143H115V145ZM254 144V145H253ZM258 144V145H257ZM260 144V145H261ZM106 145V143L104 144ZM121 145V144H120ZM127 145V144H126ZM130 145V144H129ZM158 146V144H155ZM263 145H261L263 147ZM132 146V145H131ZM130 146V147H131ZM152 146V145H151ZM162 146V145H161ZM104 147V146H103ZM102 147V148H103ZM107 147V146H106ZM111 147V146H110ZM108 147V148H110ZM115 147V146H114ZM113 145H112V148H114ZM217 147V148H216ZM153 148V146L151 147ZM218 148H223L225 151L222 155H219V151H218ZM257 148V147H256ZM255 148V152L256 150H260V149H256ZM259 148V147H258ZM118 149V148H117ZM215 149L218 151L216 152ZM253 149V148H252ZM103 150H107V149H103ZM119 150V149H118ZM117 150V151H118ZM122 150V149H121ZM118 152L119 154L120 153H123V152ZM124 150V149H123ZM154 150V149H153ZM156 150V149H155ZM160 150V149H159ZM262 150H264L262 148ZM113 151V150H112ZM109 152V151H108ZM115 152V150H114ZM162 152V150H161ZM164 152V151H163ZM254 152V150H253ZM251 152V153H253ZM261 152V151H260ZM104 153V152H103ZM107 153V152H106ZM113 153V152H112ZM111 153V154H112ZM133 153V152H132ZM233 153L235 155H233ZM250 153V154H251ZM259 153L256 152V154ZM110 154V153H109ZM110 154V155H111ZM116 154V152H115ZM236 157V159L234 160L235 163L234 164H231V165H227V160L229 161V159H225L224 157H229V155H231ZM108 155V156H110ZM132 155V154H131ZM136 155V154H135ZM165 155V154H164ZM254 156V155H253ZM113 157H115V155H113ZM134 160L136 159V156H134ZM247 157V156H246ZM252 157V156H250ZM257 157V156H256ZM260 157V156H259ZM258 157V159H259ZM106 158V157H105ZM109 158V157H108ZM125 158V157H124ZM163 158V157H161ZM160 158V159H161ZM225 159V160H222V159ZM243 158L244 155H243ZM107 159V158H106ZM113 159V158H112ZM116 159V158H115ZM121 159H123V157H121ZM240 159V158H238ZM257 159V160H258ZM261 159V158H260ZM108 160V159H107ZM118 160V159H117ZM131 160V159H130ZM252 160V158H251ZM256 160V162H257ZM82 161V162H80ZM103 161H104V164H103ZM127 161V160H126ZM160 161V160H159ZM224 161V162H223ZM117 162V161H115ZM214 162V163H213ZM248 162V161H247ZM253 162V161H251ZM255 162V163H256ZM127 163V162H126ZM137 163V162H136ZM213 163V165L216 163V170H211V164ZM230 163V162H229ZM228 163V164H229ZM254 163V162H253ZM260 163V162H259ZM264 163V162H262ZM261 163V164H262ZM162 164V163H161ZM162 164V165H163ZM210 164V165H209ZM250 164V162L248 163ZM131 165V163H130ZM135 165V164H134ZM137 165V164H136ZM212 165V166H213ZM215 166V165H214ZM136 167V166H135ZM138 167V165H137ZM164 167V168H165ZM260 168V166H259ZM264 168V167H262ZM163 169V168H161ZM142 170H147V172H149L150 174L148 175V173H146L148 176H152L151 179H153V181L151 180L149 183L148 181H145L143 179V176L140 174V171ZM166 170V169H164ZM256 170V169H255ZM258 170V169H257ZM98 171H100L98 173ZM180 171V170H179ZM259 171V170H258ZM261 171V170H260ZM91 172H94L96 176H94L93 178L92 177H89V173ZM145 172V171H144ZM159 172V174H158ZM165 172V171H163ZM161 172V173H163ZM143 173V171L141 172ZM167 173V172H165ZM175 172H173L174 174ZM177 173V172H176ZM175 173V174H176ZM181 173V172H180ZM187 173V174H186ZM256 173V174H255ZM164 174V173H163ZM89 175V176H87ZM165 176L167 174H164ZM168 175H169V172H168ZM167 175V176H168ZM171 175V174H170ZM212 175V176H211ZM147 176V177H148ZM164 176V177H165ZM174 175H172V178H173ZM179 176V175H178ZM177 176V177H178ZM180 176V177H181ZM211 176V177H210ZM170 177V176H169ZM169 177L167 179H169ZM213 177H216L215 179ZM170 178V179H172ZM221 178V177H220ZM224 178V177H223ZM165 179V178H164ZM179 179V177H178ZM189 179V178H188ZM174 180V179H173ZM177 180V178L175 179ZM174 180V181H175ZM180 180V179H179ZM178 180V181H179ZM182 180V181H183ZM220 180V179H219ZM230 180V179H229ZM249 180V181H248ZM169 183L168 185L171 183L170 181L171 180H168ZM167 180L165 182H168ZM181 181V180H180ZM183 181V182H184ZM192 181V182H191ZM218 181V180H217ZM222 181V179H221ZM233 181V180H232ZM164 182V184H165ZM234 182V181H233ZM154 183V184H155ZM178 183V182H176ZM176 183H174V185H176ZM221 183V182H220ZM225 183V182H224ZM247 183H250V184H247ZM180 183H178L179 185ZM185 184V183H184ZM223 184V182H222ZM245 184H247L245 186ZM261 184V185H260ZM157 185V184H155ZM159 185V186H160ZM172 185V184H171ZM171 185L169 186H166V189H170L171 188ZM182 185V184H181ZM192 185L193 188L190 186ZM225 185V184H224ZM237 185V186H238ZM255 185V186H254ZM165 186V185H164ZM188 186L191 187V189L188 188ZM222 186V185H221ZM227 186V185H226ZM264 186V185H263ZM153 187V185H152ZM155 187V186H154ZM157 189H158V185L156 186ZM163 187V186H162ZM173 187V185H172ZM180 187V185H179ZM233 187V186H232ZM149 188V187H148ZM161 188V186H160ZM165 188V187H164ZM228 188V187H227ZM225 188V189H227ZM154 189V188H153ZM152 189V190H153ZM162 189V188H161ZM163 190V191H166ZM173 189V188H172ZM176 189V188H175ZM180 189V188H179ZM219 190L221 189L220 187L218 188ZM237 189V188H236ZM257 189V187H256ZM150 190V189H149ZM156 189H154V192L153 193H157V191H155ZM159 190V189H158ZM241 189L239 188L238 190H236V192L238 191V195H242V194H239V191ZM257 190H260V189H257ZM263 188L260 190L262 191ZM136 191V190H135ZM138 191V190H137ZM148 191V190H147ZM170 191V190H169ZM196 191V192H194ZM210 191V192H209ZM217 191V190H216ZM227 191V190H226ZM225 191V192H226ZM255 191V190H254ZM111 192V193H109ZM131 192H133L131 190ZM145 192V191H144ZM160 192V191H159ZM174 193V191H172ZM219 191H217L218 193ZM221 192V191H220ZM223 192V191H222ZM229 192H230V189H229ZM259 192V191H258ZM147 193V192H146ZM145 193V195H146ZM149 193V192H148ZM177 193V192H176ZM235 193V192H234ZM256 193V192H255ZM263 193V192H262ZM262 193H260L259 195H255V197L262 200L264 198V196H262ZM111 194V196H109ZM131 194V193H129ZM128 194V195H129ZM134 194V193H133ZM143 194V193H142ZM158 194V193H157ZM160 194V193H159ZM166 195V193H164ZM227 194V193H226ZM225 194V196H226ZM231 194V193H230ZM252 194V193H251ZM254 194V192H253ZM120 195V194H118ZM140 195V194H139ZM150 195V194H149ZM152 195V194H151ZM177 195V194H176ZM219 195V194H218ZM233 196H236V194H231ZM264 195V193H263ZM131 196V195H130ZM135 196V195H134ZM138 196V194H137ZM136 196V197H137ZM144 196V195H143ZM160 196V195H158ZM164 196V195H163ZM168 196V195H167ZM175 196V194L173 195ZM211 196V195H210ZM222 196V195H221ZM228 196V195H227ZM122 196H120L121 198ZM125 197V196H124ZM129 198V196H127ZM148 197V196H147ZM154 197V195H153ZM156 197V196H155ZM169 197V196H168ZM232 197V196H230ZM229 197V198H230ZM238 197V196H237ZM245 197V196H243ZM248 197L250 198L251 195H248ZM261 197V198H260ZM263 197V198H262ZM117 198V197H116ZM120 198H117L116 201H118V199ZM132 198V197H131ZM157 198V197H156ZM155 198V199H156ZM163 198V197H162ZM165 198V197H164ZM178 197H176L177 199ZM178 198V199H179ZM213 198V197H211ZM228 198V199H229ZM235 198V197H234ZM122 199V198H121ZM147 199V198H146ZM173 199V198H172ZM172 199H171V202H172ZM175 199V198H174ZM217 199V198H216ZM223 199V198H221ZM243 199V198H242ZM245 199V198H244ZM258 199V200H259ZM115 200V198L113 199ZM128 200V199H127ZM131 200V199H130ZM138 200V198H137ZM169 200V199H167ZM234 200V199H233ZM238 200V199H237ZM249 200V199H248ZM246 200V201H248ZM256 200V199H255ZM116 201H113V202H116ZM133 201V198L131 200V202ZM159 201H162L161 199ZM232 201V200H231ZM239 201V202H238ZM236 202L240 203V200H238ZM127 202V201H126ZM125 202V203H126ZM135 202V201H134ZM138 202V201H137ZM136 202V203H137ZM140 202H144V201H141ZM146 202V201H145ZM149 202V201H148ZM147 203H143V204H148ZM156 202V201H155ZM163 202V201H162ZM161 202V203H162ZM176 202V201H174ZM230 202V201H228ZM233 202V201H232ZM244 202V201H243ZM242 200H241V203H243ZM249 202V201H248ZM252 202V201H251ZM264 202V201H263ZM124 203V204H125ZM139 203V202H138ZM158 203V202H157ZM160 203V202H159ZM169 203V202H167ZM177 203V202H176ZM179 203V201H178ZM223 203V202H221ZM225 203V202H224ZM237 203V204H238ZM255 203V202H254ZM129 204V202H128ZM172 204V203H171ZM227 204V203H226ZM232 203H229V206L231 205ZM237 204H235V206H237ZM130 205V204H129ZM128 205V206H129ZM134 205V204H133ZM136 205V204H135ZM137 205H141L140 203L137 204ZM162 205V204H161ZM167 205V204H165ZM260 205V203H259ZM259 205L258 207L257 206H253L252 208H249V206L246 204L245 206V203L244 205L241 204V206H237L238 208H240V215H243L242 217H244L245 219V224L244 227L247 228V230L249 229V231L251 230V232L254 230H256L258 227V224H259V220H258V217L259 216ZM264 205V204H263ZM122 206V205H121ZM142 206V205H141ZM140 206V207H141ZM145 206V205H144ZM147 206V205H146ZM149 206V204H148ZM178 206V205H177ZM226 206V205H225ZM262 206V205H260ZM122 207V208H123ZM136 207V206H135ZM133 207V208H135ZM139 207V208H140ZM150 207V206H149ZM162 207V206H161ZM164 207V205H163ZM166 207V206H165ZM119 208V207H118ZM131 208H132V205H131ZM138 208V209H139ZM144 208V207H143ZM147 208V207H145ZM167 208V211H170L171 209L175 210L176 206L175 205H169L166 207ZM227 208V207H226ZM148 209V208H147ZM154 209L156 210V208L154 207ZM161 209V208H160ZM170 209V210H168ZM177 209V208H176ZM179 209V208H178ZM203 209V208H202ZM236 209V208H234ZM264 209V207H263ZM121 210H125V209H121ZM137 209L135 208V211ZM140 210V209H139ZM138 210V211H139ZM153 210V211H155ZM158 210V208H157ZM225 210V208H224ZM228 210V209H227ZM232 210V209H231ZM238 210V209H237ZM143 211V210H142ZM148 211V210H146ZM149 211H150V208H149ZM160 211V210H159ZM158 211V212H159ZM203 211V210H202ZM233 211V210H232ZM264 211V210H263ZM122 212V211H121ZM125 212V211H124ZM123 212V213H124ZM141 212V210H140ZM139 212V214H140ZM179 212V211H178ZM177 212V213H178ZM201 212V210H200ZM226 213V211H224ZM233 212H236V211H233ZM126 213V212H125ZM160 213V212H159ZM171 213V212H170ZM199 213V212H198ZM224 213V214H225ZM231 213V212H230ZM238 212H236L234 215H236ZM261 213V212H260ZM120 214V213H119ZM138 213L136 212V215ZM147 214V213H146ZM148 214L151 215V212H148ZM157 214V213H155ZM179 214H181L179 212ZM201 214V213H200ZM261 214H264L263 212ZM121 215V214H120ZM149 215V217H150ZM175 215V214H173ZM194 215V217H195ZM124 216V215H123ZM142 216V215H141ZM148 216V215H146ZM153 216V215H152ZM162 216V217H163ZM229 216V215H228ZM227 216V217H228ZM143 217V216H142ZM141 217V218H142ZM156 217V216H154ZM153 217V218H154ZM182 217V216H181ZM180 217V218H181ZM226 217V218H227ZM230 219H231V215L229 216ZM232 217H233V214H232ZM241 217V219H242ZM151 218V217H150ZM179 218V219H180ZM197 219H199L198 217H196ZM239 218V217H237ZM264 218V217H263ZM147 220L149 218H146ZM145 219V221H146ZM152 219V218H151ZM157 219V222H158V218H155ZM161 219V218H160ZM195 219V218H193ZM193 219L191 218V220L193 221ZM201 219V218H200ZM262 219V218H260ZM124 220V219H123ZM153 220V219H152ZM150 220V221H152ZM238 220V219H237ZM264 220V219H263ZM141 221V223H140ZM156 221V220H155ZM223 221V220H222ZM221 221V222H222ZM236 221V220H234ZM242 221V220H240ZM157 222H154L156 223L157 225ZM162 222V220H161ZM226 222V221H225ZM233 222V221H231ZM262 222V221H261ZM72 223H75V225H72ZM129 223V222H128ZM147 223V222H146ZM145 223V224H146ZM149 223V222H148ZM147 223V224H148ZM151 223V222H150ZM199 223V224H198ZM237 223V222H235ZM134 224V225H135ZM222 224V223H221ZM227 224V223H226ZM244 224V223H243ZM261 224H264V221L263 223ZM259 224V225H261ZM161 225V224H160ZM159 225V226H160ZM228 225V224H227ZM231 225V224H230ZM229 225V226H230ZM224 226V225H223ZM241 226V223H240V226L238 228H240ZM247 226V227H246ZM58 227L60 228L58 230ZM262 227V226H261ZM264 227V225H263ZM219 228V227H218ZM221 228V227H220ZM236 228V227H235ZM159 229V228H158ZM217 230V229H216ZM225 230V229H224ZM230 230V229H229ZM240 230L242 231V228H240ZM244 230V229H243ZM149 231V232H148ZM222 231H223V228H222ZM259 231V230H257ZM257 231H255L257 233ZM263 231V230H262ZM220 232V230H219ZM224 232V231H223ZM226 232V231H225ZM239 232V231H238ZM202 234L200 236H198L197 238H195L194 242H196L198 244V242L200 243V241L203 240L202 238ZM221 234V232H220ZM237 234V233H236ZM244 234H245V230H244ZM246 234H248L246 232ZM264 234V233H262ZM261 234V236H262ZM26 235H30L32 236L33 238L36 236L38 237V240L42 243V244H45V245H54L56 244L57 242L58 245H60L59 247L56 245V247H58L56 251L53 250H50L52 248H50L49 252H41V250L37 251L35 250L36 252H39V254L37 253H34V256L33 258L30 257L28 258V261L27 260H23L22 258L24 257V254L23 256L20 255V253H22V249L19 248V243L21 241H23L25 238H26ZM35 235V236H34ZM67 235V236H66ZM219 235V234H218ZM226 235V234H224ZM239 235V234H238ZM237 235V236H238ZM242 235V234H241ZM241 235L238 239V237H236L235 235H233V237L235 236L237 239L234 240L235 242L233 243L230 239L228 241V243H230V241L233 243V245H235L237 243V240H239L240 242H242L243 240V237L241 238ZM223 236V235H222ZM230 236V235H228ZM227 236V237H228ZM258 236V234H257ZM260 236V234H259ZM259 236H258V239H259ZM66 237H68L66 239ZM156 237V236H155ZM217 237V234H215L214 232H212V236L210 239H212V241ZM220 237V236H219ZM256 236H254V239H255ZM264 237V236H263ZM148 238V237H147ZM151 238V236H150ZM245 238V237H244ZM247 238V236H246ZM253 238V236H252ZM28 239V238H27ZM31 239V238H30ZM66 239V240H65ZM69 239V240H68ZM206 239V238H205ZM217 239V238H216ZM215 239V240H216ZM220 239V238H219ZM223 239V238H222ZM249 239V237H248ZM253 239V240H254ZM260 239H262V237H260ZM68 240V241H67ZM154 239H152L153 241ZM247 240V239H244V241ZM25 241V240H24ZM32 242H34V240H31ZM30 241V243H31ZM67 241V242H65ZM134 241V242H135ZM151 241V242H152ZM187 241V243H186ZM189 241V242H188ZM208 241V239H207ZM211 241V240H210ZM222 241V240H221ZM226 241V242H227ZM252 241V240H251ZM248 242V240L246 241V243ZM254 241H252L253 243ZM257 242V241H256ZM254 242V243H256ZM23 242H21L20 244H22ZM38 243V241H37ZM153 243V242H152ZM156 243V244H157ZM204 243V242H203ZM250 244V241H249V246L253 245V244ZM260 243H262L260 241ZM258 243V244H260ZM24 244V243H23ZM150 244V243H149ZM191 244V243H190ZM207 245V243H205ZM216 244V243H214ZM219 244V243H218ZM264 244V243H263ZM33 245V244H32ZM119 245V244H118ZM117 245V247H119ZM203 245V244H202ZM210 246V243L208 244ZM222 245V244H221ZM230 245V244H228ZM246 245V244H244ZM257 245V244H256ZM255 245V246H256ZM34 246V245H33ZM32 246V247H33ZM36 246V244H35ZM44 246V245H43ZM121 246V245H120ZM150 246V245H149ZM152 246V245H151ZM189 246V245H188ZM208 246V247H209ZM22 247V246H21ZM39 247V246H38ZM47 247V246H46ZM110 248L111 252L109 250H106L108 248ZM155 247V246H153ZM191 247V246H190ZM207 247V248H208ZM219 247V246H217ZM228 247V246H227ZM240 247V246H238ZM244 247V246H243ZM252 247V246H251ZM27 248V246H26ZM29 248H30V245H29ZM40 248V247H39ZM123 248V246L121 247ZM195 248V246H194ZM200 248V247H199ZM24 249V247H23ZM42 249V248H41ZM44 249V247H43ZM117 249V248H115ZM129 249V248H128ZM162 249V248H161ZM197 249V247H196ZM229 249V248H228ZM227 249V250H228ZM240 249V248H239ZM239 249H235L236 251ZM246 249H249V248H246ZM252 249V248H251ZM250 249V250H251ZM48 250V249H47ZM121 250V249H119ZM127 250V249H126ZM163 250V249H162ZM168 250V249H167ZM195 250V249H194ZM207 250V249H206ZM212 250V248H211ZM218 250V249H217ZM235 250H232L233 252ZM241 250V249H240ZM243 250V249H242ZM241 250V251H242ZM260 250V248H259ZM20 251V253H19ZM108 251V252H106ZM116 251V250H115ZM128 251V250H127ZM126 251V252H127ZM136 251V250H135ZM155 251V250H154ZM165 251V250H164ZM173 251V250H171ZM170 251V252H171ZM179 251V250H178ZM184 250H182L183 252ZM192 251V249L190 250ZM197 251V250H196ZM220 249L218 250V253ZM222 251V250H221ZM237 251V252H238ZM246 251V250H245ZM249 250H247L248 252ZM253 251V249H252ZM256 251V250H255ZM254 251V252H255ZM261 251V250H260ZM29 252V251H28ZM31 252V251H30ZM41 252V253H40ZM118 252V251H117ZM124 252V251H123ZM125 252V253H126ZM156 252V251H155ZM158 253L160 251H157ZM174 252V251H173ZM189 252V251H188ZM202 252V251H201ZM204 252V251H203ZM214 252V251H213ZM217 252V251H215ZM246 252V253H247ZM258 252V251H256ZM264 252V251H262ZM16 253V254H15ZM144 253V252H143ZM148 253V252H147ZM197 253V252H196ZM226 253V252H225ZM244 253V255L246 254ZM251 253V252H249ZM26 254V253H25ZM29 254V253H27ZM134 253H132L133 255ZM160 254V253H159ZM198 254V253H197ZM241 254V253H240ZM264 254V253H263ZM32 255V254H30ZM144 255V254H143ZM157 255V254H156ZM161 255H162V252H161ZM173 255V254H172ZM175 255V254H174ZM173 255V256H174ZM182 255V254H181ZM196 256V254H194ZM193 254L191 255L194 256ZM201 255V254H199ZM204 255V254H203ZM210 254L208 253V256ZM229 255V254H228ZM243 255V254H241ZM247 255V254H246ZM250 255V254H249ZM253 255V254H252ZM251 255V256H252ZM255 255V254H254ZM253 255V256H254ZM124 256V255H123ZM150 256V255H149ZM221 256H222V253H221ZM224 256V255H223ZM222 256V257H223ZM239 256V255H238ZM248 256V255H247ZM249 256V257H251ZM144 257V256H143ZM160 257V256H159ZM171 257V256H170ZM190 257V258H191ZM202 257V256H201ZM205 257V255L203 256V258ZM237 257V255L235 256ZM242 257V256H241ZM133 258V257H132ZM131 258V259H132ZM142 258V257H141ZM148 258V257H147ZM146 258V259H147ZM189 258V259H190ZM196 258V257H195ZM208 258V257H207ZM220 258V257H219ZM232 258V256H231ZM239 258V257H238ZM245 257H242V259L244 260ZM248 258V257H247ZM253 258V257H252ZM264 258V257H263ZM137 259H139L137 257ZM174 259V258H173ZM201 259V258H200ZM216 258H214L215 260ZM233 259V258H232ZM254 259V258H253ZM101 260V261H102ZM148 260V259H147ZM160 260V259H159ZM164 260V259H163ZM166 260V258H165ZM164 260V261H165ZM180 260V259H179ZM192 260V259H190ZM199 260V259H198ZM197 260V261H198ZM209 260V259H208ZM213 260V261H214ZM218 260V259H217ZM238 260V259H237ZM252 260V259H251ZM102 261V262H103ZM128 261V260H127ZM144 261V260H142ZM150 261V260H149ZM188 261V260H187ZM200 261V260H199ZM225 261V260H224ZM236 261V259H235ZM65 262V263H64ZM133 261H131L132 263ZM148 262V261H147ZM152 262V261H151ZM154 262V261H153ZM161 262V261H160ZM173 262V261H171ZM210 262V261H209ZM238 262V261H237ZM245 262V261H244ZM137 263V262H136ZM143 263V262H142ZM159 263V262H158ZM165 263V262H163ZM170 263V262H169ZM192 263V262H191ZM190 263V264H191ZM198 263V262H197ZM204 263V262H203ZM211 263V262H210ZM219 263V262H218ZM221 263V262H220ZM227 263H230V262H227ZM239 263V262H238ZM261 263V262H259ZM99 264V263H98ZM105 264V263H104ZM148 264V263H146ZM154 264V263H152ZM189 264V263H188ZM212 264V263H211ZM214 264V263H213ZM233 264V263H232ZM243 264V263H242ZM256 264V263H255Z\"/></svg>", "mask_w": 264, "mask_h": 264}, {"label": "rangeland", "instance_id": "374dc122", "mask_svg": "<svg viewBox=\"0 0 264 264\" xmlns=\"http://www.w3.org/2000/svg\"><path fill=\"white\" fill-rule=\"evenodd\" d=\"M2 0H0V16L2 17H0V63H2L3 62V64H0V71H2V72H6V70L9 68V66L8 65H12V66H19L17 69H19L18 71L20 72V70H21V65H18V64H20L18 61H19V58L23 55V54H27L28 53V51H34V60L32 61V58L31 59H29L28 61H27V64H29V63H31L30 64V71L31 72H29V75L30 76H32V78L30 77V79L29 80H31L30 82H29V80L27 79V77L29 76V75H21L20 76V74L18 75L16 72H14V73H12V74H10V75H8V77H6L7 78V80H6V78H4V80H2V81H0V83L1 84H3V85H0V100L2 101V102H4L5 100L7 101H10L12 98L13 99H15V100H17L18 99V101H26L27 99H29V100H31L30 99V93L28 94L27 92H29L30 91V89H32L31 91H33V90H36L37 89V87H38V89H40L41 88V92L39 91V92H37L38 93V95L40 96V97H42V98H40V99H46L44 102L46 103V105H44L45 103H43L41 106H40V109H46V108H44L45 106L47 107V106H49V108H50V111H54L55 110V112L56 111H58L59 109H60V112H59V114L62 112V113H64L65 115H68V114H70L71 112H75L76 113V111H77V113L76 114H87V112L89 113V111H90V109H93V108H95V109H100V111H101V113H108V111H109V113H111V114H113V112H114V114L116 115V117H118V118H128V120L134 125V127L136 128V132L132 135V137L131 136H129V137H127L126 135H125V132H123V130H119V134H116V135H113L111 132L113 131H111V129H112V126H107V128H106V131H108L107 132V134L109 135V133L111 134V135H109L110 136V138H106V139H104V140H102L101 141V146L99 145V150L102 152L101 154H102V158H103V160L104 161H109V159L111 158V160H110V162L112 163V162H114V163H116V164H122V163H124V164H128L129 166H131L133 169H135V170H137V169H139V170H141L140 169V166H141V162L139 161V158H137V153H136V149H135V146L133 145V143H132V140L133 139H140V138H142L144 135V137H145V139L146 140H148V138H149V140L148 141H150V147H149V149H151V150H148L149 151V153L150 154H155L156 155V153H158L156 156V158H158L159 160L158 161H156V163L157 162H159V163H157V164H159V166H158V168H160V169H158L159 171H161V172H163V171H165V172H167V173H165V172H163L164 174H167L168 175V172H169V175L167 176H165L163 173H161L160 172V174L161 175H163L162 177H163V181L165 182L166 180L168 181V180H171L170 182V184L168 185V183H169V181L168 182H165V184H164V182L163 183H161V185L160 184H158V182L157 183H155V184H157L158 185V189H157V185H155L154 183H152V185H153V187H152V185L151 184H148L149 186H146V187H144L145 189H144V191H143V189L142 190H139V189H136V188H134V189H130V191H127V192H119V190L117 191V188L115 189V188H113V190L114 191H116V194H114V196L112 197V199H111V203L112 204H117V203H120L119 201H122V203H121V205L119 206V204H117V205H113L112 206V209L113 208H117L116 210L115 209H113V210H115L117 213H118V216L119 217H121L122 219V222L125 224H127L130 228H132L133 230H134V233H136L135 231H136V224H135V220L136 219H138V215H139V218L142 220V222L143 223H141V221H140V223L141 224H143L144 226H147V227H153L154 229H155V231H154V233L152 234V233H150V235H149V233H147L146 235H144V237L146 238V239H148L147 240V244H146V246H145V249H144V253L142 252V253H140L141 251H137V249H136V247H137V242L135 241V239H133V240H131L130 242H129V246H127V247H125L124 245H122L121 243H117V245L119 246V247H117V245H116V247H115V245L114 246H112V247H110L111 248V250H113V253L117 256V254L119 255V256H122L123 258H124V260H125V264H146V263H148V264H152V263H154V264H190L191 262V264H264V252H262V251H264V234H262V233H264V227H263V225L264 224H261V223H263V217H264V214H261L262 212L264 213V209H263V207H264V198L262 199V200H260L258 197L256 198L255 197V195H259L260 193H264V184H260L262 187H260V186H258L257 185V183L255 182V184H256V187H257V189H262L263 188V190L262 191H260V190H257L256 189V187L254 188V189H252V191H248V190H244V185L242 186V184L241 185H238V184H236V180H235V178L233 179L232 177H229L228 175H225V174H216V173H214V176H216V177H218V178H216V177H213L215 180V182H216V187H217V184H218V186L221 188L220 190L217 188L216 190L217 191H219L218 193H217V191L216 190H214V189H212L213 190V192L210 194V195H208V198L209 199H211L215 204H217L218 206H219V211H218V218H217V222L215 223V225H214V228H213V230L211 229L210 230V232H208V235L206 236V234H202V232L199 234V235H196L195 237H194V240H195V238H197L198 236H200L201 234H202V238H203V240L202 241H200V243L198 242V244L196 243V242H194V240L192 239V241L191 240H189L188 242L189 243H187V241H186V243H187V245H186V247L184 248V249H175V248H171V247H168V246H164V245H161V244H159V243H157L156 242V238L158 237V235H155V233H157V234H159L160 235V233H161V231L163 232V229H164V227H166L168 224L167 223H165L164 222V216L166 215L165 214V212L168 214H170V217L172 218V219H174V217H177V219L178 220H181V219H185L187 222L189 221V222H194V223H196L197 224V222H199V223H202V222H200L201 220H202V218L204 219V215H206L205 213V210H206V208H207V205L209 204V203H207V204H205L206 205V208H205V206H201V208L197 211V213H196V215L195 214H192V216L193 217H191V215L190 216H187L186 217V214L183 212L184 210H181V204H183V203H181L182 201H181V199L179 198L181 195H180V190L182 189V188H185V186H186V183L187 182H189L188 180H191L192 178V176L191 177H184V176H181V175H183V172L182 171H184L183 169H181V168H178V169H176L175 168V170H170L169 171V169H167L166 167H165V163L163 164V162L164 161H166L167 160V158L168 157H165L166 156V151H165V146L163 147V145L165 144V141L167 142V139L168 138H170L171 137V139L172 138H175L176 136H178V135H180L181 133H185V132H187L188 131V129H185L184 127H182V125L184 124V121L182 120L183 118H184V116H186L187 114H189L190 112L192 113V114H194V115H196V116H200V115H202V113L203 112H207V109H208V111L210 110V109H212L213 108V105H215L214 104V102L215 103H217L219 100H220V97L219 96H217V93L215 92V86L213 85V84H211L210 83V81L208 82V81H205L206 79H202V78H200V77H198L199 75L197 74V71L200 73L201 72V65H199L198 63H196L195 64V66H197V67H194V68H191V67H185L184 65H183V63L181 62V60L180 59H178L179 58V54H178V51L177 50H179L178 48V44L177 43H182L183 41H186V42H188V43H190V44H194V43H196V42H200V41H204V42H206V40H207V42L206 43H208V44H210L213 48H214V50H216L217 52H219L220 53V55L222 56V58H224V60H225V63H224V66L226 67V68H228V69H230L234 74H247L248 72L249 73H251L249 70H248V64L249 63H252V62H255V60H258L259 61V63H262L263 61H262V59H261V53L259 52V50H258V48L260 49H262L263 51H264V44L262 45V43H264V34H262V33H264V29H263V31L261 30L262 29V26H263V28H264V18H262L263 16H264V8H262V7H264V3L262 2L263 0H250V1H248V0H244V2H243V0H219V2H218V4L216 3L218 0H204V3H203V0L201 1V0H178V1H175V0H166V2H167V6H164V4L165 3H163V2H159L158 3V1L157 0H154V1H152V2H149L148 0H137L138 2H136V0H106V2H105V0H93L94 1V3L96 4V6L98 7L97 9H94V10H89V11H81L80 12V10H71V8L70 9H68V8H66V6L64 5L63 6V4H60V3H58V4H55V3H57L56 1L57 0H43V2H41L40 3V1H42V0H28V2L29 3H27V0H20V1H18V0H3L2 2H1ZM17 1V2H16ZM34 1H36L35 3H34ZM38 1V2H37ZM50 1V2H49ZM51 1H52V3H51ZM55 1V2H54ZM124 1H125V3H124ZM141 1V2H140ZM146 1H148V2H146ZM157 1V2H156ZM192 1V2H191ZM200 1L202 2V3H200ZM206 1V2H205ZM208 1H210V3H208ZM240 1H242V2H240ZM246 1H248L247 3H245ZM252 1V2H251ZM255 1H259V2H255ZM3 2H4V5H3ZM5 2H6V4H5ZM9 2H11V3H9ZM20 2H22V6H21V3ZM23 2H26L25 4L23 3ZM44 2H46L45 3V5H44ZM120 2V3H119ZM126 2H128V3H126ZM132 2V3H131ZM134 2L135 3H137L138 4V6H137V11L140 13V17H142L144 20H146V23H147V21L149 22V23H147L148 24V26L146 27V29L145 28H142V29H138V28H135V27H133L134 25L132 24V20H131V17L130 16H125V15H128V14H125L124 13V11L125 10H127V11H129L130 9H131V7L133 6V4H134ZM142 2H143V4H142ZM223 2V3H222ZM17 5H16V4ZM20 3V4H19ZM38 3V4H37ZM117 3V4H116ZM129 3H130V5H129ZM150 3V4H149ZM175 3H176V5H175ZM179 3V4H178ZM191 3V4H190ZM195 3V4H194ZM197 3H198V5H197ZM208 3V4H207ZM211 3H213V5L211 4ZM216 3V4H215ZM223 5H222V4ZM229 3H231V4H229ZM240 3V4H239ZM255 3V4H254ZM40 4V5H39ZM50 4H51V6H50ZM105 4V5H104ZM119 4V5H118ZM123 4H124V6H123ZM128 4V5H127ZM193 4H194V6H193ZM204 4V5H203ZM211 4V5H210ZM237 4H239V5H241V6H238ZM249 4V5H248ZM254 4V5H253ZM260 4V5H259ZM8 5H9V7H8ZM26 5H28V7L26 6ZM34 5H36V7L34 8ZM38 5V6H37ZM58 5V6H57ZM62 5V6H61ZM99 5L100 6H102L101 8L99 7ZM108 7H107V6ZM210 5V7H208ZM221 5V6H220ZM246 5V6H245ZM2 6H5V7H3L2 8ZM17 6V7H16ZM41 6V7H40ZM44 8H43V7ZM119 6V7H118ZM125 6H127V7H125ZM231 6V7H230ZM237 6V7H236ZM248 6V7H247ZM6 7H8V9H6ZM15 7V8H14ZM29 8V9H26V8ZM50 8V11H48L49 10V8ZM124 7V8H123ZM161 7V8H160ZM180 7V8H179ZM213 7H215V8H213ZM221 7V8H220ZM227 7H228V9H227ZM251 7V8H250ZM25 8V10H23ZM32 8V9H31ZM54 8V9H53ZM66 8V9H65ZM101 10H100V9ZM105 8V9H104ZM118 8V9H117ZM121 8V9H120ZM197 8V9H196ZM200 8V9H199ZM213 10H212V9ZM233 8V9H232ZM236 8H239V9H237L236 11H235V9ZM249 8H250V10H249ZM257 8V9H256ZM43 9H45V11L43 10ZM57 9V10H56ZM65 9V10H64ZM104 9V10H103ZM109 10V12L107 11V10ZM120 9V10H119ZM145 9V10H144ZM211 9V10H210ZM220 9V10H219ZM227 11H226V10ZM255 9V10H257V11H253V10ZM16 10V11H15ZM19 12H18V11ZM29 10V11H28ZM41 10V11H40ZM53 10H55V11H53ZM67 10H69V11H67ZM100 10V11H99ZM200 11V13H198L197 11ZM204 10H207V11H204ZM209 10V11H208ZM218 10V11H217ZM229 10H232V11H229ZM240 12H239V11ZM252 10V11H251ZM3 11V12H2ZM6 11H7V13L8 14H10L11 15V17L9 18V15L6 13ZM38 11H40V12H38ZM70 11H72V12H70ZM104 11V12H103ZM106 11V12H105ZM220 11V12H219ZM228 11H229V13H228ZM243 11V12H242ZM247 11H248V13H247ZM254 12L255 13V15H254V13H250L249 14V12ZM12 12V13H11ZM31 12H34V13H36L37 15H35L34 13H31ZM53 12V13H52ZM70 12V13H69ZM83 12V13H82ZM87 12V13H86ZM148 12V13H147ZM167 12H168V14H167ZM237 12V13H236ZM262 12V13H261ZM2 13V14H1ZM27 13V14H26ZM28 13H30L29 15H28ZM57 13V14H56ZM65 13H66V15H65ZM89 13V14H88ZM93 13V15H91ZM96 13V14H95ZM106 14V15H104V14ZM163 13V14H162ZM216 13V14H215ZM226 13V14H225ZM228 13V14H227ZM240 13V14H239ZM5 14V15H4ZM26 15V16H24L23 18H22V16L23 15ZM52 14V15H51ZM76 14V15H75ZM79 14V15H78ZM96 16H95V15ZM100 14H102V15H100ZM120 14V15H119ZM142 14V15H141ZM162 14V15H161ZM170 14V15H169ZM176 16H175V15ZM209 14H210V16H209ZM221 14H223V15H221ZM234 14H237V15H234ZM243 14L245 15V16H243ZM248 14L250 15V16H248ZM261 14H263V15H261ZM3 15V16H2ZM18 15H22L21 16V18L22 19H19L20 18V16H18ZM31 15V16H30ZM38 15H39V17H38ZM40 15H41V17H40ZM44 15L45 16H47V18L46 17H44ZM50 17H49V16ZM55 15V16H54ZM60 15H62V16H60ZM71 17L72 15V17L71 18H69V16ZM78 15V16H77ZM86 15V16H85ZM88 15V16H87ZM146 15H148L147 17L149 18H146ZM203 17H202V16ZM207 15V16H206ZM225 15V16H224ZM232 17H231V16ZM240 15V16H239ZM259 15H260V17H259ZM6 16V17H5ZM13 16H16V17H18V19L16 18V17H13ZM35 16H37V17H35ZM59 18V20H58V18ZM93 16V17H92ZM118 17V19H117V17ZM122 16V17H121ZM145 16V17H144ZM171 17V19L170 18H168V17ZM183 16V17H182ZM220 16V17H219ZM230 18H229V17ZM239 16V17H238ZM253 16V19L251 18ZM8 17V18H7ZM56 17V18H55ZM65 19H64V18ZM75 17V18H74ZM83 17V21H80L78 18H82ZM85 17V18H84ZM109 17V18H108ZM113 17V18H112ZM116 17V18H115ZM124 17V18H123ZM126 17V18H125ZM165 17V18H164ZM173 17H174V19H173ZM176 17V18H175ZM199 17V18H198ZM241 17H242V20H241ZM248 17H250V18H248ZM5 20H4V19ZM28 18V19H27ZM34 18V19H33ZM39 20H38V19ZM51 18H52V21H51ZM64 19V20H62V19ZM72 18H74V19H72ZM96 18V19H95ZM102 18H104V19H102ZM107 18V19H106ZM121 18V19H120ZM205 19V20H203V19ZM208 18H210V19H208ZM221 18H224V19H221ZM229 18V19H228ZM232 18V19H231ZM241 20V22H240V20ZM244 18V19H243ZM248 20H247V19ZM31 19V20H30ZM43 20V22H42V20ZM45 19H46V22H45ZM69 19V20H68ZM87 19V20H86ZM90 19V20H89ZM113 21H112V20ZM124 19H126V20H124ZM156 19V20H155ZM166 19V20H165ZM170 19V20H169ZM183 19V20H182ZM186 19V20H185ZM197 19V20H196ZM200 20V22H199V20ZM221 19V20H220ZM235 21H234V20ZM263 19V20H262ZM10 22H9V21ZM25 20V22H23ZM29 22H28V21ZM33 20H34V22H33ZM38 22H37V21ZM57 20V21H56ZM71 20H73L72 22H71ZM75 20V21H74ZM102 20V21H101ZM107 20V21H106ZM124 20V21H123ZM130 22H129V21ZM164 20H165V22H164ZM168 20V21H167ZM175 20V21H174ZM215 20V21H214ZM223 20V21H222ZM228 20H230V21H228ZM246 20H247V22H248V24L246 23ZM253 20H255V21H253ZM260 20V21H259ZM7 23H6V22ZM15 21V22H14ZM17 21V22H16ZM36 21V22H35ZM48 21L50 22L49 24H48ZM64 21H67V22H65V24H64ZM78 23H77V22ZM80 21V22H79ZM90 21V22H89ZM104 21V22H103ZM110 21V22H109ZM171 22L172 23V25H169V24H171V23H168V22ZM174 21V22H173ZM178 21H179V23H178ZM181 21V22H180ZM195 21V22H194ZM205 21H207V22H205ZM212 21V22H211ZM219 23H218V22ZM224 21H226V23L224 22ZM243 21H245V23L243 22ZM253 21V22H252ZM257 21V22H256ZM259 21V22H258ZM4 22V23H3ZM19 22H22V23H19ZM26 22H28V23H26ZM31 22V23H30ZM40 22V23H39ZM53 22H55L54 24H53ZM61 22V23H60ZM69 22V23H68ZM82 22V23H81ZM98 22V23H97ZM99 22H101L100 23V25H98L99 24ZM103 22V23H102ZM106 22V23H105ZM151 22V23H150ZM153 22V23H152ZM157 22H160V23H157ZM167 22V23H166ZM177 22V23H176ZM198 24H197V23ZM209 22V23H208ZM214 22H216V23H214ZM243 22V23H242ZM3 23V24H2ZM6 23V24H5ZM13 23V24H12ZM18 23V24H17ZM27 25H25V24ZM35 23V24H34ZM87 23V24H86ZM113 23H114V26H113ZM115 23H117V24H115ZM123 23V24H122ZM125 23V24H124ZM128 23V24H127ZM168 24V25H165V24ZM185 23V24H184ZM187 23V24H186ZM191 23V24H190ZM224 23V24H223ZM231 23V24H230ZM257 25H256V24ZM262 23V24H261ZM20 24V25H19ZM22 24V25H21ZM31 24V25H30ZM36 26V28H35V26ZM45 24H47L45 27H44V25ZM56 24H61V25H58L57 27H56ZM63 24V25H62ZM69 24V25H68ZM80 24V25H79ZM88 24H89V26H88ZM163 24V25H162ZM179 26H178V25ZM183 24V25H182ZM203 24V25H202ZM207 24V25H206ZM227 24V25H226ZM232 24H233V26H232ZM241 24V25H240ZM251 24V25H250ZM253 24H255L254 26H253ZM3 26V28H2V26ZM7 25V26H6ZM15 25V26H14ZM33 25V26H32ZM53 25V26H52ZM85 25H87V26H84ZM98 25V26H97ZM104 25V26H103ZM124 25V26H123ZM151 25H153V26H151ZM157 25V26H156ZM166 27H165V26ZM198 27H197V26ZM205 25V26H204ZM210 25H211V27H210ZM247 27H246V26ZM258 25H260V26H258ZM26 27V29H30L29 31L28 30H26L25 29V27ZM38 26L41 28L42 27V29L40 30V29H38ZM48 26H49V28L51 29V30H49V28H48ZM52 26V27H51ZM75 26L77 27V28H75ZM82 26V27H81ZM95 26V27H94ZM110 26H112V28L110 29ZM122 26V27H121ZM127 26V27H126ZM160 26V27H159ZM164 28V30H163V28ZM171 26H173L174 28H175V30H174V28L173 27H171ZM181 26V27H180ZM228 26V27H227ZM235 26V27H234ZM245 28V29H243V27ZM34 27V28H33ZM44 27V28H43ZM55 28V30H54V28ZM70 27V28H69ZM74 27V28H73ZM80 27H81V31H80ZM84 27V28H83ZM91 27H93L92 29H91ZM99 29H98V28ZM101 27H102V29H101ZM155 27V28H154ZM195 27H196V29H195ZM210 28L211 29V32L215 35V36H213V34L210 32V29H207V28ZM239 27V28H238ZM250 27V28H249ZM261 27V28H260ZM17 28H19V29H17ZM22 28H23V30H22ZM47 28V29H46ZM53 28V29H52ZM59 28V29H58ZM60 28H61V30H60ZM120 28H122V29H120ZM129 28V29H128ZM159 28H161V29H159ZM171 28V29H170ZM181 28V29H180ZM218 28H219V30H218ZM222 28V29H221ZM232 28V29H231ZM234 28V29H233ZM242 28V29H241ZM246 28L248 29V30H250V31H246ZM254 28H257V29H254ZM259 28V29H258ZM11 29H13V30H11ZM16 29V30H15ZM35 29V30H34ZM38 29V30H37ZM67 29V30H66ZM75 29V30H74ZM85 29V30H84ZM108 29V30H107ZM112 29H114V30H112ZM125 29V30H124ZM135 29V30H134ZM167 29V30H166ZM173 29V30H172ZM200 29H202V30H200ZM204 29H207V30H204ZM215 31H214V30ZM229 29H231L230 31H229ZM238 29V30H237ZM240 29L241 30H243V32L241 31L240 32ZM253 29V30H252ZM15 30V31H14ZM24 30H26L25 32H24ZM33 30V31H32ZM47 30V31H46ZM59 30V31H58ZM76 32V34H75V32ZM77 30H79V32L77 31ZM116 30V31H115ZM121 30V31H120ZM130 30V31H129ZM134 30V31H133ZM171 30L173 31L172 33H171ZM225 30V31H224ZM235 30V31H234ZM256 30V31H255ZM259 32H258V31ZM13 31V32H12ZM32 31V32H31ZM35 31H36V33L37 34H35ZM41 31V32H40ZM53 31H55L54 33H53ZM69 31H71V32H69ZM84 31V32H83ZM93 31H95V34H94V32ZM97 31V32H96ZM101 31V32H100ZM125 31H126V34H125ZM138 31V32H137ZM182 31V32H181ZM185 31V32H184ZM190 31V32H189ZM196 31H202V33L201 32H197L196 33ZM222 31V32H221ZM224 31V32H223ZM236 31H238L239 33H237ZM245 31V32H244ZM252 31H253V34H249V33H252ZM8 32V33H7ZM11 32V33H10ZM20 32V33H19ZM27 32L29 33L28 35L29 36H25L26 34H27ZM38 32H40V34L38 33ZM62 32V33H61ZM67 32V33H66ZM73 32V33H72ZM78 32V33H77ZM83 32V33H82ZM91 32V33H90ZM93 32V33H92ZM133 32H134V34H133ZM136 32V33H135ZM155 33L157 36H155V34H153V33ZM162 32H163V34H162ZM165 32V33H164ZM168 32V33H167ZM193 32V33H192ZM233 32H235V33H233ZM4 33V34H3ZM7 33V34H6ZM19 33V34H18ZM31 33H33V34H31ZM47 33V34H46ZM48 33H50L49 35H48ZM55 33H58V34H55ZM82 33V34H81ZM98 33H100V34H98ZM138 33V34H137ZM141 33V34H140ZM150 33H152V34H150ZM160 35H159V34ZM206 33V34H205ZM209 33H211V34H209ZM219 33V34H218ZM224 33V34H223ZM227 33V34H226ZM230 33V34H229ZM236 35V37L233 35ZM244 33H246V36H245V34ZM17 34V35H16ZM24 34V35H23ZM31 34V35H30ZM42 34H43V36H42ZM63 34V35H62ZM71 34H73V35H75V37L77 38V37H79V38H73V36L71 35ZM84 34V35H83ZM89 34V35H88ZM108 34V35H107ZM112 34H113V36H112ZM114 34H115V36H114ZM118 36H117V35ZM119 34L121 35V36H119ZM133 34V35H132ZM166 34V35H165ZM171 34V35H170ZM178 34H180L179 36H178ZM182 34V35H181ZM191 34H193V35H191ZM196 36H195V35ZM209 34V35H208ZM221 34H222V36H221ZM243 34V35H242ZM16 35V36H15ZM23 35V36H22ZM38 35V36H37ZM51 35V36H50ZM53 35H55V36H53ZM56 35H59V36H56ZM68 35V36H67ZM70 35V36H69ZM81 35V36H80ZM125 35H126V37H125ZM137 35V36H136ZM158 35H159V37H158ZM164 35V36H163ZM168 35V36H167ZM183 35H185V36H183ZM203 35V36H202ZM206 35V36H205ZM211 35H212V37H211ZM218 35V36H217ZM220 35V36H219ZM228 37H227V36ZM259 37H257V36ZM261 35V36H260ZM22 36V37H21ZM31 36V37H30ZM40 36H42L41 38H40ZM62 36V37H61ZM66 36V37H65ZM88 36V37H87ZM91 36H93V37H91ZM112 38H111V37ZM135 36V37H134ZM166 36V37H165ZM182 36V37H181ZM190 36H191V38L193 39V41H192V39L190 38ZM208 36V37H207ZM240 36V37H239ZM242 36V37H241ZM249 36V37H248ZM250 36H251V38H250ZM263 36V37H262ZM16 37V38H15ZM23 37H26V39L25 38H23ZM28 37H30V38H28ZM33 37V38H32ZM36 37V38H35ZM38 37V38H37ZM50 37V38H49ZM65 37V38H64ZM80 37H82V38H80ZM87 37V38H86ZM96 37H98V38H96ZM115 37V38H114ZM121 37V38H120ZM145 37V38H144ZM157 37L159 38V39H157ZM181 37V38H180ZM210 37V38H209ZM215 37V38H214ZM232 37H234V38H232ZM256 37V38H255ZM260 37H262V38H260ZM18 38V39H17ZM42 38H44V39H42ZM53 38V39H52ZM56 38V39H55ZM61 40H60V39ZM66 38H68V41H65V40H67ZM101 40H100V39ZM109 38H111V39H109ZM131 38V39H130ZM133 38V39H132ZM140 38V39H139ZM167 38H169V39H167ZM174 38H175V40H174ZM204 38H205V40H204ZM206 38H208V39H206ZM211 38H213V39H211ZM219 38V39H218ZM229 38V39H228ZM236 38V39H235ZM255 38V39H254ZM17 39V40H16ZM36 39V40H35ZM40 39H42V41L40 40ZM46 39H47V41L49 42H47L46 41ZM50 41H49V40ZM55 39V40H54ZM72 39V40H71ZM75 39V40H74ZM80 39V40H79ZM118 39V40H117ZM142 39V40H141ZM184 39V40H183ZM197 41H196V40ZM215 39H217V41L215 40ZM231 39H233V40H231ZM240 39V40H239ZM247 39V40H246ZM248 39H250V40H248ZM19 40L21 41V40H23V41H21V42H19ZM30 42H29V41ZM69 40H71V41H69ZM76 40H78V41H76ZM81 40H82V42H81ZM99 40V41H98ZM106 40V41H105ZM109 40V41H108ZM115 42H114V41ZM120 40V41H119ZM129 40V41H128ZM131 40V41H130ZM140 40V41H139ZM150 40V41H149ZM154 40V41H153ZM165 40V41H164ZM170 40V41H169ZM182 40V41H181ZM212 42H211V41ZM213 40H215V41H213ZM219 40V41H218ZM224 40V41H223ZM229 40V41H228ZM236 40V41H235ZM254 40H256V41H254ZM28 41V42H27ZM37 43H36V42ZM43 41H44V43H43ZM55 43H54V42ZM61 41V42H60ZM74 41H76V42H74ZM85 41H87V43L85 42ZM90 43H89V42ZM97 41V42H96ZM142 41V42H141ZM157 41H159V42H157ZM161 41V42H160ZM176 41V42H175ZM190 41V42H189ZM194 41H196V42H194ZM209 41V42H208ZM227 41H228V43H227ZM60 42V43H59ZM67 42V43H66ZM69 42V43H68ZM80 42V43H79ZM118 42V43H117ZM132 42V43H131ZM141 43V44H139V43ZM192 42V43H191ZM217 43V45H220V46H217L216 45V43ZM222 42V43H221ZM235 42V43H234ZM239 42V43H238ZM243 42V43H242ZM247 42V43H246ZM24 43H25V46H30V48L29 49H27V52H25L26 50L24 49V48H22V47H24L23 45H24ZM30 43V44H29ZM33 43V44H32ZM47 43V45L49 46V48H48V46H46L45 44ZM61 43H62V45H61ZM79 45H78V44ZM89 43V44H88ZM106 43V44H105ZM120 43H122V44H120ZM134 43V44H133ZM136 43V44H135ZM166 43H168V44H166ZM171 43V44H170ZM173 43H174V45H173ZM221 43V44H220ZM227 45H226V44ZM239 44V46L237 45V44ZM259 43V44H258ZM15 44V45H14ZM18 44H20V46L18 45ZM53 44V45H52ZM66 44V45H65ZM67 44H68V46H67ZM87 44V45H86ZM94 44V45H93ZM111 45L114 49H113V52L112 51H109V49L108 48H106V45ZM137 44H139V45H137ZM148 46H147V45ZM159 44V45H158ZM225 44V45H224ZM231 44H232V46H231ZM250 44V45H249ZM18 45V46H17ZM22 45V46H21ZM34 45V46H33ZM35 45H37V46H35ZM42 45V46H41ZM44 45V46H43ZM52 45V46H51ZM57 45V46H56ZM60 45V46H59ZM80 46V47H76V46ZM86 45V46H85ZM101 47H100V46ZM128 45V46H127ZM153 45H155V46H153ZM222 45V46H221ZM234 45H236V46H234ZM248 45V46H247ZM17 46V47H16ZM39 46V47H38ZM46 46V47H45ZM51 46V47H50ZM55 46L56 47H60L59 49H57V48H55ZM64 46V47H63ZM67 46V47H66ZM88 46V47H87ZM93 46V47H92ZM114 46H116V48L114 47ZM132 46H133V48H132ZM135 46V47H134ZM142 46V47H141ZM227 48H226V47ZM242 46H243V48H242ZM245 46V47H244ZM262 46H263V48H262ZM43 47H44V49L45 50H43ZM52 47L53 48H55V49H52ZM73 47V48H72ZM103 47V48H102ZM122 47V48H121ZM128 47V48H127ZM129 47H131V48H129ZM144 47V48H143ZM220 47H222V48H220ZM224 47V48H223ZM231 47V48H230ZM236 47H237V49H236ZM19 48V49H18ZM22 48V49H21ZM62 48V49H61ZM67 48V49H66ZM76 48V49H75ZM79 48H81L80 50H79ZM125 48V49H124ZM139 48V49H138ZM151 48V49H150ZM153 48H155V49H153ZM160 48V49H159ZM235 48V49H234ZM21 49V50H20ZM35 49V50H34ZM43 51H42V50ZM84 49H86V50H84ZM91 49H93V50H91ZM121 49V50H120ZM127 49H128V51H127ZM131 49V50H130ZM142 49H144V51L142 50ZM146 49V50H145ZM159 49V50H158ZM166 49V50H165ZM170 49V50H169ZM177 49V50H176ZM247 49H248V51H247ZM23 50V51H22ZM39 50V51H38ZM50 52H49V51ZM55 50V51H54ZM57 50V51H56ZM60 50L62 51V52H60ZM67 50V51H66ZM103 50V51H102ZM135 52H134V51ZM169 50V52H167ZM173 50V51H172ZM230 50H234L233 52L232 51H230ZM236 50H237V54H236ZM239 50V51H238ZM243 50V51H242ZM52 51V52H51ZM66 53H65V52ZM84 51H86V52H84ZM101 51H102V53L104 52L105 54L104 55H101L102 53H101ZM142 51V52H141ZM156 53H155V52ZM176 51V52H175ZM221 51V52H220ZM224 51V52H223ZM240 51H242V55H240ZM17 52V53H16ZM39 52V53H38ZM41 52H45L44 54L43 53H41ZM46 52H47V54H46ZM55 52V53H54ZM60 52V53H59ZM71 52L73 53V54H71ZM83 52V53H82ZM128 52V53H127ZM131 52V53H130ZM149 52V53H148ZM152 52V53H151ZM230 52V53H229ZM19 53V54H18ZM50 53V54H49ZM65 53V54H64ZM69 54V56H68V54ZM75 53V54H74ZM82 54V55H80V54ZM86 55H85V54ZM170 55H169V54ZM250 53V54H249ZM11 54V55H10ZM18 54V55H17ZM40 54H42V56L40 55ZM53 54H57L56 56L55 55H53ZM59 54V55H58ZM64 54V55H63ZM71 54V55H70ZM92 54V55H91ZM156 54H158V55H156ZM161 54V55H160ZM163 54V55H162ZM176 54V55H175ZM228 54H230V55H228ZM237 56H236V55ZM245 54V55H244ZM8 57H6V56ZM39 55V56H38ZM49 55V56H48ZM52 55V56H51ZM63 55V56H62ZM85 57H84V56ZM94 55V56H93ZM108 55V56H107ZM116 55V56H115ZM143 55L145 56V57H143ZM153 55V56H152ZM223 55H224V57H223ZM227 55V56H226ZM232 55V56H231ZM253 55H255L256 57H254ZM15 56H17V57H15ZM36 56V57H35ZM42 58H41V57ZM47 57V59L49 60L50 58H51V60H50V62H48V60L45 58V57ZM51 56V57H50ZM57 56H59V57H57ZM61 56H62V58H61ZM65 56V58H63ZM66 56L68 57L67 59H66ZM73 56H75L74 58H73ZM79 56H80V58H79ZM105 56V57H104ZM147 56V57H146ZM161 56H163V57H161ZM169 56V57H168ZM230 56V58H228ZM259 58H258V57ZM11 57H12V59H11ZM15 59H14V58ZM49 57V58H48ZM54 57V58H53ZM79 59H78V58ZM83 57V58H82ZM93 57V58H92ZM106 57H108V58H106ZM153 57V58H152ZM156 57V58H155ZM158 57V58H157ZM178 57V58H177ZM236 59H234V58ZM242 57V58H241ZM7 59V61H6V59ZM91 58V59H90ZM100 58V59H99ZM144 58H147V59H144ZM162 58V59H161ZM174 58V59H173ZM263 58V57H262ZM11 59V60H10ZM35 59H37V60H35ZM43 59H45V60H43ZM56 59V60H55ZM59 59V60H58ZM61 59H63V60H65L64 62H63V60H61ZM68 59H70V61L72 62H70V61H67ZM71 59H74V60H71ZM75 59H78L77 61L75 60ZM104 59H108L107 61L106 60H104ZM167 59L169 60V61H167ZM176 59V60H175ZM227 59V60H226ZM231 59V60H230ZM238 59V60H237ZM4 60H5V62H6V64H5V62H4ZM15 60V61H14ZM18 60V61H17ZM47 60V61H46ZM58 60V61H57ZM60 60L62 61V62H60ZM81 60V61H80ZM90 60H92L91 62H90ZM152 60V61H151ZM155 60V61H154ZM165 60V61H164ZM173 60V61H172ZM175 60V61H174ZM245 60V61H244ZM2 61V62H1ZM9 61H10V63H9ZM16 61L18 62V63H16ZM29 61H31V62H29ZM103 61V62H102ZM106 61V62H105ZM110 62V65H109V62ZM232 61V62H231ZM237 63H236V62ZM13 62V63H12ZM45 62V63H44ZM51 62H53V63H51ZM59 62V63H58ZM80 64H79V63ZM163 62H165V63H163ZM169 62H171V63H169ZM178 62V63H177ZM229 62V63H228ZM245 62H246V64H245ZM7 63H9V64H7ZM33 63V64H32ZM42 63H44V64H46L45 66H47V68H48V66H49V69H47L45 66H43L44 64H42ZM51 65H50V64ZM63 65H62V64ZM64 63H65V65H64ZM70 63V64H69ZM82 63V64H81ZM122 63V64H121ZM5 64V65H4ZM40 64L42 65V66H40ZM76 64V65H75ZM86 64V65H85ZM174 64V65H173ZM233 64V65H232ZM234 64H236V65H234ZM7 65V67L5 68L4 66H6ZM38 65V66H37ZM54 65V66H53ZM61 65V66H60ZM74 65L76 66V67H74ZM129 65V66H128ZM133 65V66H132ZM159 65V66H158ZM162 65V66H161ZM170 65V66H169ZM53 68H52V67ZM60 66V68H58ZM65 66V67H64ZM70 66V68H68V67ZM73 66V67H72ZM90 66V67H89ZM106 66V67H105ZM123 66V67H122ZM128 66V67H127ZM164 66V67H163ZM3 67H4V69H3ZM11 67V66H10ZM41 67L42 68H46V69H41ZM62 67V68H61ZM80 67H81V69H80ZM101 67V68H100ZM160 67V68H159ZM170 67V68H169ZM36 68V69H35ZM50 68H52V69H54L53 71H55V69H57V71L59 72H57V71H55L54 73H52L53 71L50 69ZM69 70H71V69H73L72 70V72L71 71H69ZM76 68V69H75ZM99 68V69H98ZM126 68V69H125ZM130 68V69H129ZM145 68V69H144ZM164 68V69H163ZM177 69V71H176V69ZM178 68H179V70H178ZM184 68V69H183ZM186 68H187V70H186ZM38 69V70H37ZM59 69H62V71L61 70H59ZM78 69H79V71H78ZM83 69H85V70H83ZM133 69V70H132ZM135 69V70H134ZM144 69V70H143ZM156 69H158V70H156ZM189 69H191V71H189ZM196 69V70H195ZM236 69H237V72H235L236 71ZM242 69V70H241ZM34 70V71H33ZM44 72H43V71ZM49 70V71H48ZM68 70V71H67ZM153 70V71H152ZM155 70V71H154ZM169 70H171V71H169ZM36 71V72H35ZM40 71V72H39ZM52 71V72H51ZM63 71H65V72H63ZM87 71H89V72H87ZM94 73H93V72ZM176 71V72H175ZM241 71H244L243 73L241 72ZM34 72V74H32ZM74 72L76 73V74H74ZM84 73V75H83V73ZM153 72V73H152ZM161 72V73H160ZM163 72V73H162ZM168 72L170 73V74H168ZM196 72V73H195ZM15 73L17 74V75H15ZM37 73V74H36ZM49 73V75H46V74H48ZM65 73V74H64ZM80 73V74H79ZM100 73H102L101 75H100ZM159 73V74H158ZM166 73V74H165ZM260 73V75H262V76H264V71H262V70H258V74ZM38 75V76H36V75ZM39 74H40V76L42 77H39ZM70 74V75H69ZM72 74V75H71ZM112 74V75H111ZM115 74V75H114ZM151 74V75H150ZM163 74V75H162ZM169 76H168V75ZM196 74V75H195ZM251 74H253V75H255V73H251ZM34 75V76H33ZM51 75V76H50ZM61 75V76H60ZM77 75H79V79H78V77H77ZM153 75V76H152ZM16 76V77H15ZM44 76V77H43ZM54 76V77H53ZM65 76V77H64ZM71 76V77H70ZM74 77V79L76 80H72V78ZM82 76H84V77H82ZM101 78H100V77ZM112 76V77H111ZM145 76V77H144ZM163 78V80H162V78ZM183 76V77H182ZM197 76V77H196ZM15 77V78H14ZM25 77H26V81L24 80L25 79ZM47 77V78H46ZM48 77L50 78V79H48ZM60 77H61V79H60ZM69 77V78H68ZM103 77V78H102ZM122 77V78H121ZM128 77V78H127ZM130 77V78H129ZM132 77L134 78V80L132 79ZM155 77V78H154ZM156 77H158V78H161V79H157ZM164 77L166 78V79H164ZM167 77L170 79V80H167ZM172 77H173V80H171L172 79ZM175 77V78H174ZM181 77V78H180ZM194 77V78H193ZM18 78V79H17ZM24 78V79H23ZM35 78H39V79H42V80H39V79H36L35 80ZM63 78V79H62ZM98 78V79H97ZM111 78V79H110ZM127 78V79H126ZM185 78V79H184ZM191 78H193V79H191ZM16 79V80H15ZM34 79V81H32ZM47 79V80H46ZM52 79V80H51ZM54 79H56V80H54ZM80 79H82V80H80ZM121 79H122V81H121ZM123 79H125V81L123 80ZM154 79V80H153ZM155 79H156V81H155ZM175 79V80H174ZM196 79V80H195ZM197 79H198V81H197ZM201 79V80H200ZM10 80V81H9ZM23 80V81H22ZM64 80V81H63ZM68 82H66V81ZM79 80V81H78ZM120 80V81H119ZM128 80V81H127ZM167 80V81H166ZM184 80V81H183ZM21 81V82H20ZM53 81V82H52ZM61 81V82H60ZM72 81V82H71ZM78 81V82H77ZM82 81H84V82H82ZM100 83H99V82ZM102 81V82H101ZM116 81H119L118 83L116 82ZM177 81V82H176ZM186 81V82H185ZM14 82H15V84H14ZM17 82V83H16ZM39 82H40V84L41 85H39ZM43 82H44V84H43ZM56 82V83H55ZM64 82V83H63ZM75 82H77L76 84H75ZM81 82V83H80ZM125 82V83H124ZM126 82H127V84H126ZM131 82V83H130ZM138 82H139V84H138ZM145 82V83H144ZM153 82V83H152ZM162 82V83H161ZM170 82V83H169ZM182 83V85H181V83ZM191 82V83H190ZM193 82V83H192ZM195 82V83H194ZM204 82V83H203ZM13 83V84H12ZM21 83V84H20ZM22 83H23V85H22ZM36 85H38V86H35V84ZM38 83V84H37ZM50 83V84H49ZM71 83V84H70ZM74 85H73V84ZM92 83V84H91ZM94 83V84H93ZM121 83V84H120ZM157 83V84H156ZM165 83H166V85H165ZM190 83V84H189ZM199 83V84H198ZM18 84H20V85H18ZM27 86H26V85ZM29 84V85H28ZM33 84V85H32ZM47 84V85H46ZM54 84V85H53ZM57 84H58V86H57ZM64 86H63V85ZM68 86H67V85ZM70 84V85H69ZM97 84H100V85H97ZM147 84H148V86H147ZM159 84V85H158ZM172 84V85H171ZM15 87H14V86ZM22 85V86H21ZM25 85V86H24ZM45 85V86H44ZM51 85V86H50ZM53 85V86H52ZM80 85H82V86H80ZM90 85V86H89ZM102 85V86H101ZM129 87H128V86ZM136 85V86H135ZM159 86V88H158V86ZM161 85V86H160ZM28 86H29V89H27L28 88ZM41 86V87H40ZM47 86V87H46ZM48 86H50V87H48ZM58 87V89H57V87ZM66 86V87H65ZM75 86V87H74ZM78 86V87H77ZM80 86V87H79ZM106 86V87H105ZM142 86V87H141ZM157 86V87H156ZM163 86V87H162ZM185 86H187V87H185ZM190 86V87H189ZM192 86V87H191ZM194 86H196V87H194ZM10 87V88H9ZM21 87H23V88H21ZM25 87H26V92H23L22 90L24 89V91H25ZM31 87H33V88H31ZM35 87V88H34ZM101 87V88H100ZM123 87V88H122ZM140 87V88H139ZM155 89H154V88ZM184 87V88H183ZM51 88V89H50ZM62 88V89H61ZM103 88V89H102ZM105 88V89H104ZM119 88H121V89H119ZM128 88V89H127ZM131 88V89H130ZM148 88V89H147ZM157 88V89H156ZM166 88V89H165ZM182 90H180V89ZM194 88V89H193ZM212 88V89H211ZM37 89V90H38ZM44 89V90H43ZM47 89V90H46ZM48 89L51 91H48ZM55 91H54V90ZM61 89V90H60ZM123 89V90H122ZM125 89H126V91H125ZM251 89V90H250ZM250 89H248L247 87H246V85H244L243 87H242V90L244 91V93H248V96H255V94H256V96L254 97H252L253 99H256L258 96H257V92H256V90L258 89V87L257 86H253V87H250ZM14 90V91H13ZM16 90V91H15ZM27 90H29V91H27ZM71 92H70V91ZM117 90V91H116ZM128 90V91H127ZM166 90V91H165ZM190 90V91H189ZM198 90V91H197ZM205 90V91H204ZM214 90V91H213ZM10 91V92H9ZM17 91H18V93H17ZM21 91V92H20ZM30 91V92H31ZM43 91H45V92H43ZM57 91H59V92H57ZM194 91V92H193ZM202 91H203V94H202ZM253 91V92H252ZM6 92H7V94H6ZM70 92V93H69ZM116 92V93H115ZM120 92V93H119ZM132 92V93H131ZM142 92V93H141ZM153 92V93H152ZM170 92V93H169ZM188 92V93H187ZM14 93V94H13ZM17 94V96H16V94ZM20 93H22V95H24L25 94V99L24 98H22L21 99V97H23ZM34 93H36V92H34ZM41 93V94H40ZM55 93V94H54ZM119 93V94H118ZM141 93V94H140ZM164 93V94H163ZM179 93V94H178ZM182 93V94H181ZM187 95H191L190 96V99H189V96H187ZM208 93V94H207ZM210 93V94H209ZM10 94V95H9ZM43 94V95H42ZM52 94V95H51ZM54 94V95H53ZM64 96H63V95ZM69 94V95H68ZM71 94L73 95V96H71ZM80 94V95H79ZM125 94V95H124ZM132 94H134V96L132 95ZM7 95V96H6ZM14 95V96H13ZM21 97H20V96ZM36 95V94H35ZM46 95V96H45ZM59 95V96H58ZM76 96V98H75V96ZM131 95V97H129ZM136 95V96H135ZM140 95V96H139ZM147 95V96H146ZM163 95V96H162ZM177 95V96H176ZM204 95H206V96H204ZM3 96V97H2ZM10 96V97H9ZM13 96V97H12ZM37 96V95H36ZM45 98H44V97ZM56 96H58V98L60 99V100H58L57 99V97ZM61 96V97H60ZM71 96V97H70ZM81 96V97H80ZM113 96V97H112ZM171 96V97H170ZM194 96H196V97H194ZM12 97V98H11ZM20 99H19V98ZM53 99L54 97L56 98V99H53V101H49V99L50 100H52L51 98ZM67 97V98H66ZM155 99L156 98V100H158V101H160V102H164V103H166V105H169V107L170 106H172L171 108H170V110L171 109H173V110H171L172 112H176V116L178 117V120L180 119V122L178 121L176 124L177 125H179V126H177L176 124V126H175V128H177V129H175V131L170 135V132H157L156 131V129L154 130V128H152L151 127V125H150V122H149V115H148V113H150L151 111H150V109L145 105V103L148 101V98H151V99H153V98ZM162 97V98H161ZM175 97V98H174ZM186 97V98H185ZM188 97V98H187ZM2 98V99H1ZM4 98V99H3ZM49 98V99H48ZM63 98L65 99V102H62V101H64L63 100ZM72 98H74V99H72ZM111 98H113V99H111ZM141 98V100H139ZM143 98H146V99H143ZM177 98H179V99H177ZM195 98V99H194ZM198 98H199V100H198ZM206 98H208V99H206ZM13 99L11 100V101H13ZM72 99V100H71ZM84 99V100H83ZM150 99V100H151ZM161 99V100H160ZM182 99V100H181ZM186 99V100H185ZM215 99H216V101H215ZM218 99V100H217ZM14 100V101H15ZM47 100H48V103L50 104L51 102L53 103V104H47ZM62 100V101H61ZM79 100V101H78ZM88 100V101H87ZM111 100V101H110ZM174 100V101H173ZM179 100V101H178ZM5 101V102H6ZM28 101V100H27ZM54 101H55V103H54ZM74 101V102H73ZM77 103H76V102ZM87 103H86V102ZM123 101H124V103H123ZM141 101V102H140ZM168 101V102H167ZM181 101H182V103H181ZM184 101V102H183ZM188 101V102H187ZM192 101V102H191ZM195 103H194V102ZM57 102V103H56ZM60 102H62V104L60 103ZM68 102V103H67ZM71 102H72V104H71ZM79 102V103H78ZM90 102V103H89ZM116 102V103H115ZM172 102H173V104H172ZM190 102V103H189ZM207 102V103H206ZM59 103V104H58ZM65 103V104H64ZM73 103H75V104H73ZM83 103V104H82ZM85 103H86V105H85ZM88 103H89V106H87L88 105ZM175 103V104H174ZM184 103V104H183ZM71 106H70V105ZM84 105L83 107L85 108V110H84V108L81 106V105ZM180 104V105H179ZM192 104V105H191ZM208 106H207V105ZM213 104V105H212ZM56 105V106H55ZM68 105V106H67ZM75 105H78L79 106V110H75V109H78V106H75ZM98 105V106H97ZM121 105V106H120ZM126 105V106H125ZM177 105V106H176ZM191 105V106H190ZM233 105H236V103H234ZM99 106H100V108H99ZM116 106V107H115ZM125 106V108H123V109H121L122 107H124ZM174 106H176V107H174ZM183 106V107H182ZM185 106V107H184ZM188 106V107H187ZM199 106V107H198ZM205 106H206V108H205ZM210 106H211V108H210ZM54 107V108H53ZM68 107V108H67ZM72 107V108H71ZM74 107V108H73ZM98 107V108H97ZM109 107H110V109H109ZM204 107V108H203ZM52 108V109H51ZM57 110H56V109ZM190 108V109H189ZM193 108V109H192ZM197 110H196V109ZM201 108V109H200ZM63 109V110H62ZM67 109H69V110H67ZM119 109V110H118ZM125 109V110H124ZM146 109V110H145ZM181 109H183V110H181ZM206 109V110H205ZM80 110H84L85 112H83V111H81L80 112ZM105 110V111H104ZM122 110H124L123 112H122ZM176 110V111H175ZM184 110H187V111H184ZM196 110V111H195ZM205 110V111H204ZM70 111V112H69ZM112 111V112H111ZM118 111V112H117ZM122 113H121V112ZM134 111V112H133ZM183 113V111H184V113L182 114L181 112ZM190 111V112H189ZM202 111V112H201ZM211 111H213V110H211ZM66 112V113H65ZM128 112H129V114H128ZM187 112V113H186ZM195 112V113H194ZM214 112V111H213ZM53 113V112H52ZM61 113V114H62ZM103 113V114H104ZM105 113V114H106ZM127 113V114H126ZM141 113V114H140ZM113 114V115H114ZM121 114V115H120ZM123 114V115H122ZM124 114H125V117H124ZM132 114V115H131ZM181 114H182V116H181ZM145 115V116H144ZM147 115V116H146ZM178 115H180V116H178ZM52 116V115H51ZM57 116V115H56ZM119 116H121V117H119ZM128 116V117H127ZM135 116V117H134ZM189 116H191V114H189ZM136 118V119H135ZM114 121H115V123L116 124H120L121 122H123V120H121V119H117L116 118V120L115 119H113ZM134 120V121H133ZM136 120V121H135ZM143 120H146V121H143ZM140 122V123H139ZM142 122V123H141ZM167 124H169V125H171L172 123H173V121H171L170 119H168V120H166L165 121ZM143 123H145V124H148V125H142ZM179 123V124H178ZM178 127H180V128H178ZM193 127V129H195V127L197 128V125H193L192 126ZM143 128V129H142ZM145 128V129H144ZM147 128H148V130H147ZM184 128V129H183ZM177 130H178V132H177ZM147 131V132H146ZM150 131V132H149ZM156 131V132H155ZM123 132V133H122ZM140 132H141V134H140ZM176 132V133H175ZM149 133V135H147ZM153 134H154V136H156V137H154V138H152L153 137ZM156 134V135H155ZM162 134H164V135H162ZM166 134H168V136H166ZM241 134H243V133H241ZM152 135V136H151ZM160 135H161V139L162 140H160L159 138H160ZM175 135V136H174ZM115 137V138H114ZM117 137V138H116ZM137 137V138H136ZM159 137V138H158ZM168 137V138H167ZM120 138V139H119ZM122 138V139H121ZM247 138V139H246ZM117 139V140H116ZM150 139H152V142H151V140ZM242 139H244V142L246 141H248V136L247 135H245V136H242ZM246 139V140H245ZM105 140H106V142H105ZM112 140V141H111ZM157 140H158V142H157ZM114 141V142H113ZM116 141V142H115ZM102 142H103V144H102ZM107 142H109V145H108V143ZM163 142H164V144H163ZM106 143V145H104ZM115 143H118V144H116L115 145ZM121 144V145H120ZM127 144V145H126ZM130 144V145H129ZM155 144H158V146L157 145H155ZM261 144V143H260ZM258 145V146H252V148L251 149H248V151L246 152V154H243L244 155V157L245 158H243V155H236L238 158H240V159H238L237 158V161L236 162H239V161H242L243 159H245V161L243 160L242 162L244 163H246L247 165H250L251 166V164H253L252 166H253V168L255 167V166H258V167H256V168H254V170L252 169V166H251V171H252V173H253V171H256V173H262V171L264 170V168H262V167H264V163H262V162H264V150H262V148L264 149V145L263 144H261V145H263V147L261 146V145ZM112 145H113V147L114 148H112ZM132 145V146H131ZM153 146V148H151L152 146ZM162 145V146H161ZM254 145V144H253ZM104 146V147H103ZM107 146V147H106ZM111 146V147H110ZM131 146V147H130ZM103 147V148H102ZM108 147H110V148H108ZM257 147V148H256ZM259 147V148H258ZM119 150H118V149ZM217 148V147H216ZM255 148L256 149H260V150H256V152H258L259 151V153H257L256 154V152H255ZM103 149H107V150H103ZM122 149V150H121ZM124 149V150H123ZM154 149V150H153ZM156 149V150H155ZM160 149V150H159ZM113 150V151H112ZM114 150H115V152H116V154H115V152H114ZM118 150V151H117ZM120 150H121V152H123V153H118V152H120ZM161 150H162V152H161ZM253 150H254V152H253ZM109 151V152H108ZM164 151V152H163ZM215 151L216 152H218L219 151V155H222L223 153H224V149L222 148H218V151L215 149ZM261 151V152H260ZM104 152V153H103ZM107 152V153H106ZM113 152V153H112ZM133 152V153H132ZM251 152H253V153H251ZM111 155H110V154ZM251 153V154H250ZM132 154V155H131ZM136 154V155H135ZM165 154V155H164ZM225 154V153H224ZM236 154V153H235ZM234 153H233V155H235ZM108 155H110V156H108ZM113 155H115V157H113ZM254 155V156H253ZM134 156H136V159L134 160ZM247 156V157H246ZM250 156H252V157H250ZM257 156V157H256ZM260 156V157H259ZM108 159H106V158ZM109 157V158H108ZM121 157H123V159H121ZM125 157V158H124ZM161 157H163V158H161ZM166 158V160H165V158ZM258 157H259V159H258ZM113 158V159H112ZM116 158V159H115ZM161 158V159H160ZM225 159L227 158V159H229V161L227 160V165H231V164H234L235 163V159H236V157L234 156V158H233V156H232V154L231 155H229V157H224ZM222 159V160H225V159ZM251 158H252V160H251ZM261 158V159H260ZM118 159V160H117ZM131 159V160H130ZM258 159V160H257ZM127 160V161H126ZM225 160V161H226ZM239 160V161H238ZM256 160H257V162H256ZM104 161H103V164H104ZM115 161H117V162H115ZM121 161H125V162H122L121 163ZM248 161V162H247ZM251 161H253V162H251ZM80 162H82V161H80ZM127 162V163H126ZM137 162V163H136ZM224 162V161H223ZM230 162V163H229ZM250 162V164H248ZM256 162V163H255ZM260 162V163H259ZM130 163H131V165H130ZM163 165H162V164ZM214 163V162H213ZM213 163L210 165L211 167V170H216L217 168H216V163L213 165ZM229 163V164H228ZM262 163V164H261ZM135 164V165H134ZM138 165V167H137V165ZM213 165V166H212ZM136 166V167H135ZM259 166H260V168H259ZM165 167V168H164ZM161 168H163V169H161ZM164 169H166V170H164ZM256 169V170H255ZM259 171H258V170ZM263 169V170H262ZM180 170V171H179ZM261 170V171H260ZM143 171V173H141ZM142 171H140V174L143 176V179L145 180V181H148V183L152 180L153 181V179H151L152 178V176L150 175V176H148L150 173L149 172H147V170H142ZM145 171V172H144ZM100 171H98V173H99ZM173 172H177L176 174L174 173L173 174ZM181 172V173H180ZM146 173H148V175L146 174ZM255 173V174H256ZM95 173L94 172H91V173H89V175H87V176H89V177H94V176H96V175H94ZM158 174H159V172H158ZM171 174V175H170ZM187 174V173H186ZM263 174H264V171H263ZM172 175H174L173 176V178H172ZM179 175V176H178ZM218 175V176H217ZM148 176V177H147ZM165 176V177H164ZM170 176V177H169ZM179 177V179L181 180H179L178 179V177ZM181 176V177H180ZM212 176V175H211ZM210 176V177H211ZM169 177V179H167ZM185 178V180L187 181H184L183 179ZM221 177V178H220ZM224 177V178H223ZM165 178V179H164ZM170 178H172V179H170ZM177 178V180H175ZM263 178H264V176H263ZM149 179H151V180H149ZM175 181H174V180ZM220 179V180H219ZM221 179H222V181H221ZM230 179V180H229ZM179 180V181H178ZM184 182H183V181ZM193 180V179H192ZM218 180V181H217ZM234 182H233V181ZM249 181V180H248ZM176 182H178V183H180L179 185H180V187H179V185H178V183H176ZM192 182V181H191ZM221 182V183H220ZM222 182H223V184H222ZM225 182V183H224ZM174 183H176V185H174ZM185 183V184H184ZM173 185V187H172V185ZM182 184V185H181ZM225 184V185H224ZM247 184H250V183H247ZM247 184H245V186L247 185ZM161 186V188H160V186ZM165 185V186H164ZM171 185V188L170 189H166V186H168V188H169V186ZM222 185V186H221ZM227 185V186H226ZM238 185V186H237ZM155 186V187H154ZM163 186V187H162ZM192 188H193V186L192 185H190ZM190 186H188V188L189 189H191V187ZM233 186V187H232ZM255 186V185H254ZM149 187V188H148ZM165 187V188H164ZM228 187V188H227ZM156 189L155 191H157V193H153L154 192V189ZM173 188V189H172ZM176 188V189H175ZM180 188V189H179ZM225 188H227V189H225ZM237 188V189H236ZM241 189L240 191H239V194H242V195H238V191L236 192V190H238V189ZM150 189V190H149ZM153 189V190H152ZM166 189V191H163V190H165ZM229 189H230V192H229ZM131 190L133 191V192H131ZM136 190V191H135ZM138 190V191H137ZM148 190V191H147ZM170 190V191H169ZM227 190V191H226ZM255 190V191H254ZM160 191V192H159ZM172 191H174V193L172 192ZM221 191V192H220ZM223 191V192H222ZM226 191V192H225ZM259 191V192H258ZM147 192V193H146ZM149 192V193H148ZM177 192V193H176ZM194 192H196V191H194ZM210 192V191H209ZM235 192V193H234ZM253 192H254V194H253ZM256 192V193H255ZM109 193H111V192H109ZM129 193H131V194H129ZM134 193V194H133ZM143 193V194H142ZM145 193H146V195H145ZM160 193V194H159ZM164 193H166V195L164 194ZM227 193V194H226ZM236 194V196H233V195H231V194ZM252 193V194H251ZM263 193H262V196H264L263 195ZM118 194H120V195H118ZM129 194V195H128ZM137 194H138V196H137ZM140 194V195H139ZM150 194V195H149ZM152 194V195H151ZM175 194V196H173ZM177 194V195H176ZM219 194V195H218ZM225 194H226V196H225ZM131 195V196H130ZM135 195V196H134ZM144 195V196H143ZM153 195H154V197H153ZM158 195H160V196H158ZM164 195V196H163ZM169 197H168V196ZM180 195V196H179ZM222 195V196H221ZM228 195V196H227ZM248 195H251V197L249 198L248 197ZM109 196H111V194L109 195ZM120 196H122L121 198H120ZM125 196V197H124ZM127 196H129V198L127 197ZM137 196V197H136ZM148 196V197H147ZM157 198H156V197ZM230 196H232V197H230ZM238 196V197H237ZM243 196H245V197H243ZM120 198V199H118V201H116L117 200V198ZM133 198V201L131 202V200H132V198ZM163 197V198H162ZM165 197V198H164ZM176 197H178L177 199H176ZM211 197H213V198H211ZM230 197V198H229ZM235 197V198H234ZM115 198V200H113ZM137 198H138V200H137ZM147 198V199H146ZM156 198V199H155ZM173 198V199H172ZM175 198V199H174ZM217 198V199H216ZM221 198H223V199H221ZM229 198V199H228ZM243 198V199H242ZM245 198V199H244ZM261 198V197H260ZM128 199V200H127ZM131 199V200H130ZM162 200V201H159V200ZM167 199H169V200H167ZM171 199H172V202H171ZM234 199V200H233ZM240 200V203H238L239 201L238 200ZM249 199V200H248ZM256 199V200H255ZM259 199V200H258ZM140 200L141 201H144L143 203H147L148 201V204H149V206H148V204H143L142 202H140ZM233 202H232V201ZM241 200H242V202L243 203H241ZM246 200H248V201H246ZM113 201H116V202H113ZM127 201V202H126ZM135 201V202H134ZM142 205H137V204H139L138 202ZM146 201V202H145ZM156 201V202H155ZM174 201H176V202H174ZM178 201H179V203H178ZM228 201H230V202H228ZM236 201H238V202H236ZM252 201V202H251ZM126 202V203H125ZM128 202H129V204H128ZM137 202V203H136ZM158 202V203H157ZM160 202V203H159ZM162 202V203H161ZM167 202H169V203H167ZM221 202H223V203H221ZM225 202V203H224ZM255 202V203H254ZM125 203V204H124ZM172 203V204H171ZM227 203V204H226ZM229 203H232L230 206H229ZM238 203V204H237ZM244 203H245V206H246V204L249 206V208H252L253 206H257L258 207V205H259V203H260V205H262V206H260L259 205V211L261 212H259V216L260 217H258V220L260 221L259 222V224H261V225H259L258 224V227L259 228H257L255 231H257V230H259V231H257V233L253 230L252 232H251V230L249 231V229L247 230V228H245L244 227V225H246L245 224V219H244V217H242L243 215H240L241 213H240V208H238L237 206H241V204H243L244 205ZM134 204V205H133ZM136 204V205H135ZM162 204V205H161ZM165 204H167V205H165ZM168 204L169 205H175L176 206V208H175V210H173V209H168V210H170V211H167V206H168ZM235 204H237V206H235ZM124 205H127V209H133L132 210V212L131 213H133V217L134 218H132V219H135V220H131V219H129V218H125V216H126V214H127V210H126V207L124 208L123 206ZM129 205V206H128ZM131 205H132V208H131ZM145 205V206H144ZM147 205V206H146ZM163 205H164V207H163ZM178 205V206H177ZM226 205V206H225ZM136 206V207H135ZM162 206V207H161ZM166 206V207H165ZM119 207V208H118ZM123 207V208H122ZM133 207H135L137 210L135 211V208H133ZM140 207V208H139ZM144 207V208H143ZM145 207H147V208H145ZM154 207L156 208V210L154 209ZM227 207V208H226ZM141 210V212H140V210ZM149 208H150V211H149ZM157 208H158V210H157ZM161 208V209H160ZM179 208V209H178ZM203 208V209H202ZM224 208H225V210H224ZM234 208H236V209H234ZM121 209H125V210H121ZM205 209V210H204ZM228 209V210H227ZM233 211H236V212H238L236 215H234L236 212H233ZM238 209V210H237ZM139 210V211H138ZM143 210V211H142ZM146 210H148V211H146ZM153 210H155V211H153ZM160 210V211H159ZM200 210H201V212H200ZM203 210V211H202ZM122 211V212H121ZM126 213H125V212ZM160 213H159V212ZM181 213V214H179V212ZM224 211H226V213L224 212ZM124 212V213H123ZM136 212L138 213L137 215H136ZM139 212H140V214H139ZM148 212H151V215L150 214H148ZM171 212V213H170ZM178 212V213H177ZM199 212V213H198ZM205 212V213H204ZM231 212V213H230ZM121 215H120V214ZM147 213V214H146ZM155 213H157V214H155ZM163 213L165 214L164 216H163ZM201 213V214H200ZM225 213V214H224ZM173 214H175V215H173ZM232 214H233V217H232ZM124 215V216H123ZM143 217H142V216ZM146 215H148V216H146ZM149 215H150V217L153 219H151L150 217H149ZM153 215V216H152ZM194 215H195V217H194ZM231 215V219H230V217L229 216ZM154 216H156V217H154ZM163 216V217H162ZM174 216V217H173ZM182 216V217H181ZM228 216V217H227ZM142 217V218H141ZM154 217V218H153ZM181 217V218H180ZM196 217H198L199 219H197ZM227 217V218H226ZM237 217H239V218H237ZM241 217H242V219H241ZM146 218H149L148 220L146 219ZM155 218H158V222H157V219H155ZM161 218V219H160ZM180 218V219H179ZM191 218L193 219V218H195V219H193V221L191 220ZM201 218V219H200ZM260 218H262V219H260ZM124 219V220H123ZM140 219H138V221L140 220ZM145 219H146V221H145ZM183 219V220H184ZM238 219V220H237ZM150 220H152V221H150ZM156 220V221H155ZM161 220H162V222H161ZM194 220H197V222L196 221H194ZM223 220V221H222ZM234 220H236V221H234ZM240 220H242V221H240ZM222 221V222H221ZM226 221V222H225ZM231 221H233V222H231ZM245 221V222H244ZM262 221V222H261ZM129 222V223H128ZM148 224H147V223ZM151 222V223H150ZM154 222H157V225H156V223H154ZM235 222H237V223H235ZM136 223H139V222H137V220H136ZM146 223V224H145ZM198 223V224H199ZM222 223V224H221ZM228 225H227V224ZM240 223H241V225H243V226H241L240 228H242V231L240 230V228H238L239 226H240ZM244 223V224H243ZM135 224V225H134ZM161 224V225H160ZM231 224V225H230ZM72 225H75V223H72ZM160 225V226H159ZM224 225V226H223ZM230 225V226H229ZM262 226V227H261ZM219 227V228H218ZM221 227V228H220ZM236 227V228H235ZM247 227V226H246ZM61 228V227H60ZM59 227H58V230L60 229ZM159 228V229H158ZM222 228H223V231H222ZM217 229V230H216ZM225 229V230H224ZM230 229V230H229ZM245 230V234H244V230ZM219 230H220V232H221V234H220V232H219ZM263 230V231H262ZM226 231V232H225ZM239 231V232H238ZM149 232V231H148ZM212 232H214L215 234H217V239L215 240H213L212 241V239H210L211 238V236H212ZM246 232L248 233V234H246ZM237 233V234H236ZM219 234V235H218ZM224 234H226V235H224ZM239 234V235H238ZM242 234V235H241ZM257 234H258V236H259V234H260V236H259V239H258V236H257ZM261 234H262V236H261ZM223 235V236H222ZM228 235H230V236H228ZM233 235H235L236 237H238V239H239V237H240V235H241V238L243 237V241L242 242H240L239 240H237V243L235 244V245H233L232 246V244L235 242L234 240H236L237 238L234 236L233 237ZM238 235V236H237ZM35 236V235H34ZM67 236V235H66ZM150 236H151V238H150ZM156 236V237H155ZM220 236V237H219ZM228 236V237H227ZM246 236H247V238H246ZM252 236H253V238H252ZM254 236H256L255 237V239H254ZM148 237V238H147ZM245 237V238H244ZM248 237H249V239H248ZM260 237H262V239H260ZM28 238V239H27ZM31 238V239H30ZM68 237H66V239H67ZM206 238V239H205ZM220 238V239H219ZM223 238V239H222ZM235 238V239H234ZM65 239V240H66ZM152 239H154L153 241H152ZM207 239H208V241H207ZM229 239L233 242H231L230 241V243H228V241H229ZM234 239V240H233ZM244 239H247L248 240V242L246 243V241L247 240H245L244 241ZM254 239V240H253ZM25 240V241H24ZM23 241H21V242H23L22 244H20L19 243V248H21L22 249V253H20V251H19V253H20V255L21 256H23V254H24V257L22 258L23 260H27L28 261V258H30V257H32L33 258V256H34V253H38L39 254V252H36L35 250H37V251H39V250H41V252H49L50 250H53L54 249V251H56V250H58L60 247V245H58V243L59 242H57L56 244H54V245H52V247H51V245H45V244H42L39 240H38V237H32V236H30V235H26V238L24 239ZM31 240H34V242H32ZM69 240V239H68ZM67 240V241H68ZM211 240V241H210ZM222 240V241H221ZM228 240V241H227ZM254 241V242H256V243H252V241ZM30 241H31V243H30ZM37 241H38V243H37ZM67 241H65V242H67ZM135 241V242H134ZM153 243H152V242ZM227 241V242H226ZM249 241H250V244L252 243L253 245H251V246H249L250 244H249ZM260 241L262 242V243H260ZM204 242V243H203ZM150 243V244H149ZM157 243V244H156ZM191 243V244H190ZM205 243H207V245L205 244ZM210 243V246L208 245ZM214 243H216V244H214ZM219 243V244H218ZM258 243H260V244H258ZM34 246H33V245ZM35 244H36V246H35ZM203 244V245H202ZM222 244V245H221ZM228 244H230V245H228ZM244 244H246V245H244ZM257 244V245H256ZM29 245H30V248H29ZM44 245V246H43ZM56 245L59 247H56ZM121 245V246H120ZM150 245V246H149ZM152 245V246H151ZM189 245V246H188ZM256 245V246H255ZM22 246V247H21ZM26 246H27V248H26ZM33 246V247H32ZM40 248H39V247ZM47 246V247H46ZM123 246V248H121ZM153 246H155V247H153ZM191 246V247H190ZM194 246H195V248H194ZM209 246V247H208ZM217 246H219V247H217ZM228 246V247H227ZM238 246H240V247H238ZM244 246V247H243ZM23 247H24V249H23ZM43 247H44V249H43ZM52 248V249H50V248ZM196 247H197V249H196ZM200 247V248H199ZM208 247V248H207ZM42 248V249H41ZM58 248V249H57ZM108 248V247H107ZM110 248H108V249H106V250H109L110 252H111V250H110ZM115 248H117V249H115ZM129 248V249H128ZM163 250H162V249ZM211 248H212V250H211ZM229 248V249H228ZM243 249L242 251L239 249V251L237 252L235 249ZM246 248H249V249H246ZM253 249V251H252V249ZM259 248H260V250H259ZM39 249V250H38ZM48 249V250H47ZM50 249V250H49ZM119 249H121V250H119ZM128 251H127V250ZM168 249V250H167ZM192 249V251H190ZM195 249V250H194ZM207 249V250H206ZM220 249V253H218V250ZM228 249V250H227ZM251 249V250H250ZM116 250V251H115ZM136 250V251H135ZM156 252H155V251ZM165 250V251H164ZM171 250H173V251H171ZM179 250V251H178ZM182 250H184L183 252H182ZM197 250V251H196ZM222 250V251H221ZM232 250H235L234 252L232 251ZM246 250V251H245ZM247 250H249L248 252H247ZM258 251V252H256V251ZM29 251V252H28ZM31 251V252H30ZM118 251V252H117ZM124 251V252H123ZM127 251V252H126ZM157 251H160L159 253L157 252ZM171 251V252H170ZM189 251V252H188ZM202 251V252H201ZM204 251V252H203ZM214 251V252H213ZM215 251H217V252H215ZM255 251V252H254ZM40 252V253H41ZM106 252H108V251H106ZM126 252V253H125ZM148 252V253H147ZM161 252H162V255H161ZM198 254H197V253ZM226 252V253H225ZM247 252V253H246ZM249 252H251V253H249ZM26 253V254H25ZM27 253H29V254H27ZM132 253H134L133 255H132ZM208 253L210 254L209 256H208ZM221 253H222V256H221ZM243 254V255H241V254ZM244 253H246L245 255H244ZM16 254V253H15ZM30 254H32V255H30ZM144 254V255H143ZM157 254V255H156ZM174 256H173V255ZM182 254V255H181ZM194 255V254H196V256L194 255V256H192L191 257V255ZM199 254H201V255H199ZM205 255V257L203 258V256ZM229 254V255H228ZM250 254V255H249ZM254 256H253V255ZM124 255V256H123ZM150 255V256H149ZM237 255V257H235ZM239 255V256H238ZM252 255V256H251ZM30 256V257H29ZM144 256V257H143ZM160 256V257H159ZM171 256V257H170ZM202 256V257H201ZM231 256H232V258H231ZM245 257L244 258V260L242 259V257ZM249 256H251V257H249ZM133 257V258H132ZM137 257L139 258V259H137ZM142 257V258H141ZM148 257V258H147ZM191 257V258H190ZM196 257V258H195ZM208 257V258H207ZM220 257V258H219ZM239 257V258H238ZM248 257V258H247ZM254 259H253V258ZM132 258V259H131ZM148 260H147V259ZM165 258H166V260H165ZM174 258V259H173ZM192 259V260H190V259ZM201 258V259H200ZM214 258H216L215 260H214ZM160 259V260H159ZM165 261H164V260ZM180 259V260H179ZM200 261H199V260ZM209 259V260H208ZM218 259V260H217ZM235 259H236V261H235ZM238 259V260H237ZM252 259V260H251ZM102 259H100L99 261H96V262H98L99 264H106V262H104L103 260V262L101 261ZM128 260V261H127ZM142 260H144V261H142ZM150 260V261H149ZM188 260V261H187ZM198 260V261H197ZM214 260V261H213ZM225 260V261H224ZM131 261H133L132 263H131ZM148 261V262H147ZM152 261V262H151ZM154 261V262H153ZM161 261V262H160ZM171 261H173V262H171ZM211 263H210V262ZM239 263H238V262ZM245 261V262H244ZM137 262V263H136ZM143 262V263H142ZM159 262V263H158ZM163 262H165V263H163ZM170 262V263H169ZM198 262V263H197ZM204 262V263H203ZM219 262V263H218ZM221 262V263H220ZM227 262H230V263H227ZM259 262H261V263H259ZM65 263V262H64ZM98 263H95V264H98ZM109 264H113V261L112 262H109ZM114 264H116L115 262H114Z\"/></svg>", "mask_w": 264, "mask_h": 264}]
</instances>
